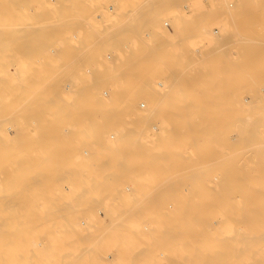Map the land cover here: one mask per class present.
Instances as JSON below:
<instances>
[{"label":"rangeland","instance_id":"obj_1","mask_svg":"<svg viewBox=\"0 0 264 264\" xmlns=\"http://www.w3.org/2000/svg\"><path fill=\"white\" fill-rule=\"evenodd\" d=\"M61 1V3H57L58 5H63V7H64V4H65V1L63 0V2H64V4H62V0H60ZM83 1H86V3L85 2H83ZM116 1V2H115ZM131 1L132 0H67L66 2H67V4H68V8L66 7V11L68 12L69 10H70V13H71V17H69V19H68V17H66L65 18V21H66V23L64 22V27H63V30L64 29H66V30H64V33L66 34H62V35H64L63 37L61 36V38H59V40L58 39H55L56 37H57V31H55V29H58V28H62V27H52V24H54L53 22H52V20L54 21V18L52 17V16H54V13H55V11H54V13H53V9H55L56 10V8H58V7H54L53 6V4H55L54 2H55V0H1L0 1V11H2L0 14H2V13H4L3 14V16H1L2 18L4 17V19H0V24H3V25H0L1 27V29L3 30V31H5L4 33H2L3 35H1L0 37L2 38V36H3V39H1V41H0V49L3 51V52H5V51H10L11 53L13 52V55L15 56H13L14 57V59H11L10 61H11V63H12V68H11V70H12V72H15V70L19 73L18 75H17V72H15V74L14 73H12L11 72V74L10 75H8V76H1L0 75V84L2 85V86H0V128H1V130L3 131L2 133H4L3 135L1 134V132H0V140L2 141H0L1 143H0V150H2V152L0 153V155L2 156V154H4L6 151V153L4 154V155H6V156H8V159H3V160H6L7 161V163H9V159L11 160V162H12V159H13V162H12V164L13 165H11V167H10V169L12 168V166L13 167H15V168H18V169H16L15 170V172L13 171V169L11 170V172L9 173V168H8V170H6V167H4V169H1L0 168V177H1V180H4V182H1L0 181V183H1V185H0V195H1V197H0V199H1V201H0V204H2V205H0V214H2L1 216H0V221H1V223H5L8 227H10V229H12V228H16V227H20V226H22V225H26L27 223V225H31L30 227L29 226H26L27 228H29V230H27L26 231V229H23V230H25V232L24 233H22L21 231H20V235H16V241H13L11 238L13 237L12 235H10V234H6L5 236H4V240L7 242L6 243V248H5V250L7 251L8 249H10L11 247H10V245L8 246V244H16L18 247H20V248H18L20 251H30V250H39V249H32V248H36L37 247V245H36V243L37 242H46V241H49V238H47L46 236H48L47 235V233L49 232L50 234H52L53 235V233H54V235H56V234H58L57 236H61L58 232H57V230H55V231H52V230H50L49 231V227H50V225L48 226V224L47 223H50V221L48 220V218H47V216H45V215H49V214H53L54 215V213L52 212V213H49V212H47V211H50V210H52L50 207L52 206V208H53V205H51V203L53 204V203H55V201H53V200H50V201H48V198H44V199H46V200H44L42 197L43 196H39V194L37 195V196H39L41 199H43V201L41 200V201H39V198H38V201L36 200V199H34L35 198V195L38 193V191L36 190L37 189V183L39 182V181H41V179L43 180V178H47V175H48V178L46 179V181H45V179L43 180V181H45V183H42L43 184V186H44V189L46 188V190L47 191H42L43 190V187L42 186H40L41 184H40V182H39V184L40 185H38V186H40V188L42 187V189H40V188H38V190H39V192L41 193V194H44V193H54V195L55 196H58V198H60V199H64V196L66 197V195L67 194H65V193H68V191L70 192V193H68V195L67 196H69V198H71L70 196L72 195L71 193L73 192H75L76 194L78 193H80L82 190H75L74 188H76V189H83L84 187H86V186H89L88 185V183H87V180H86V169L87 168H85V160L87 159H85V156H86V154H87V151H86V149L87 148H89V146H91V145H88L87 144V141L89 140L88 138L90 137L89 136V134L88 133H86L85 131V134H84V136L87 134V136H89V137H87L86 138V136H85V138L87 139V141H86V139L83 137H80V136H83V134H81L80 135V129L82 130H85L84 128H85V126H84V123H85V117H86V112L88 113V112H90L89 110L91 109V112L93 113L94 112V114L95 115H97V117H98V121H97V126H98V128L100 129V131H102V133L103 134H105V136L102 134H99V138H100V142L101 143H98L99 145L100 144H102V146L100 145L96 150H95V153L97 152V154H98V151H99V156L98 155H96L95 156V159L94 160H96V159H98V161L100 162V161H108L109 159V161H113L114 159L115 160H117L116 159V157L117 156H120V153H118L117 154V150H116V147L119 149H123V147L125 146V148H124V150H122V151H125V150H127L128 151V146H130V145H126L127 143H125L124 144V146H123V144H121L122 143V141L123 140H125V136L122 138V136H123V133L122 132H124L125 130H126V128H125V130L123 131V129H124V127H125V125L123 126V123H124V121H125V123H126V118H123V116L122 115H120V112H121V109L120 110H117V108H115V105L114 106H111V108H107V106H102V104L100 105V106H102L103 108L105 107V108H107L106 110H104L102 107L100 108V106L98 105V107L96 106V108H98L97 109V111H96V109L95 110H93L92 111V108H89L88 106H90V105H87L86 104V94H93V95H99L100 97H102L103 95H105V93L107 94V92H104L105 90V88L104 87H106V86H104L103 84H101V88H100V91H96V89L93 87V85H92V83H93V79H91V78H89L90 77V74L88 75V73L85 71L84 72V67H85V65H86V61L84 62V60H82L83 58L86 60V53L89 51V48H90V50H92V49H98L97 51H100V55H101V57L103 58V61L104 62H106L107 64H106V66L109 64V63H112L111 65L112 66H115L114 65V63L116 64L118 61H119V59H118V57H116V53H114L115 51H114V49L116 50V48L118 47H116V45L118 44V38H119V36H120V31H122V33H123V30L121 29V27H117L118 25H116V23H115V21H111L110 19H106V16H102L101 18H103V19H101L99 16H101V13L102 12H106V13H108L109 12V10H110V12L109 13H112L111 11H113L114 10V12L113 13H115L116 11H120L123 7H127L128 9H130V5H132L133 3H136L138 0H134V1H132V3H131ZM140 1H142V0H139L138 2H140ZM183 1V0H182ZM218 3H220V5H221V8H220V14H219V16H217L212 22H211V27H209V37H208V39L205 41V42H203L202 44H198V43H187V44H185L186 46H185V48H182V49H184L183 51L185 52L184 53V59H182L180 62H179V60H177V61H175V59L174 60H172V55H170L171 57H170V59H169V56L167 57V59L165 60H159V61H162V62H164L165 63V65H167V66H165L164 65V63H162L160 66H159V64H160V62L159 61H156L155 63H153L152 65H151V67H154V68H151V67H149L148 68V70H147V73L148 74H151V80L150 81H152L151 83H152V85H154L153 83H155V86L157 87V88H160V89H162V90H166V89H168V93L169 92H171V91H173L174 89H173V83H174V81H177L178 83L180 82V76L181 75H186L188 78H189V81L191 82V85H193L194 86V88H193V90H194V95H193V97H194V99H198V101L199 102H197V105H199L198 107L199 108H201L202 110H195L194 111V115H192V122L194 123V125H195V129H193V131H192V135L190 136V137H188V138H186V139H183V137H179V139L178 140H174L173 141V146L178 150V152L177 153H180V154H182V156H181V161H182V163H183V165H184V167H183V165L182 166H180V168L179 169H177L174 173H171V176L172 177H170V179L174 182V183H168L169 185H171V186H173V187H178V188H180V187H186V190L187 191H184L185 193H187L188 192V190H190V189H188L187 187H191V189L194 187H208V188H210V189H212V192L214 193L213 194V201L214 202H216V204L214 203L213 205H212V207H211V210H214V211H211V210H209V213H213V215L211 214V217L208 215V220L210 219V222H207L208 220L205 218V222H203V224L202 225H205L204 223H212V224H214L213 226H212V224H207L208 225V228H209V226L212 228H219V227H228L229 228V230H228V235H229V239L231 240V237L233 236V235H235L234 237H235V241H237V242H240V240L242 241V239H241V237H242V232L240 233V231L239 230H241L242 231V226H243V224H245V221H244V218H245V214H246V212L248 213V211H250L248 214H254L255 212H258L259 211V206H257V202L259 201V199H260V201L258 202V204L260 203V202H262V199H264V193H263V189H264V180H262V179H264V26H263V24L260 22V21H257V19H258V16H257V11L256 12H254V8H256L257 7V5H264V0H236L237 1V3L234 5V6H230L229 5V1L230 0H216ZM59 2V1H58ZM90 2V3H89ZM110 2V3H109ZM124 3L125 5H123V6H121V3ZM127 2V3H126ZM180 2V3H179ZM53 3V4H52ZM77 3V4H76ZM93 3V4H92ZM95 3V4H94ZM105 3V4H104ZM109 3V4H108ZM120 3V4H119ZM24 4H25V6H24ZM57 4H55V6H58ZM71 4V5H70ZM89 4H90V6H92L91 8H90V6H89ZM116 4V5H115ZM177 4H179V7L180 8H182L181 6H180V4H181V1L179 0L178 1V3ZM70 5V6H69ZM104 5H106V6H104ZM118 5H120V6H118ZM222 5L224 6V7H222ZM238 5V6H237ZM53 6V7H52ZM113 6V7H112ZM117 6H118V8H117ZM236 6H237V8H236ZM2 7V8H1ZM82 7V8H81ZM83 7L85 8V9H83ZM120 7H121V9H120ZM60 8H61V6H60ZM101 8V9H100ZM112 8H114L113 10H112ZM253 8V9H252ZM119 9V10H118ZM124 9H126V8H124ZM252 9V10H251ZM6 10V13L4 12ZM47 12H46V11ZM91 10V11H90ZM96 10V11H95ZM98 10V11H97ZM116 10V11H115ZM9 11V12H8ZM23 11H25L26 12V14H25V12H24V14H22V12ZM40 11V12H39ZM49 11V12H48ZM101 11V12H100ZM20 12H21V14H20ZM38 12L40 13V15L38 14ZM42 12H44V14L42 13ZM51 12H52V14H51ZM93 12V13H92ZM95 12H98L100 15H97L96 16V14H94ZM105 12L103 13L104 15H105ZM164 12H166V11H164ZM164 12H162V14L164 13ZM10 13V14H9ZM14 13V14H13ZM15 13H16V15H15ZM17 13H19V14H17ZM42 13V14H41ZM47 13V14H46ZM69 13V12H68ZM72 13L74 14V15H72ZM77 13V15H83L82 17L80 16V18L77 16V15H75ZM107 14V15H109L110 16V14ZM112 13V14H113ZM169 13H170V11H169ZM168 13V11H167V14L166 13H164V17H162L163 19H168L169 17H171L170 16V14ZM222 13H223V15H227V14H230L228 17H231V16H233V18L235 17V19L237 20V21H239V22H245V21H250V24H251V27H230L229 25V27H224V25H226L227 23H226V21H225V17H223V16H221L222 15ZM253 13V14H252ZM28 14V15H27ZM94 16H93V15ZM102 14V15H103ZM169 14V15H168ZM239 14V15H238ZM249 16H248V15ZM9 15V16H8ZM17 15H19V19H18V16ZM24 15H26V16H28V17H25ZM29 15H31L32 17L30 18V16ZM48 15V16H47ZM86 15H87V17H86ZM91 15V16H90ZM167 15H168V17H167ZM241 15V16H240ZM7 16V17H6ZM41 16V17H40ZM44 16V17H43ZM92 16L93 17H98V18H100L99 19V21H98V18L96 19H92ZM23 17V18H22ZM25 17V18H24ZM49 17L51 18H53L51 21H50V19H49ZM74 17V18H73ZM77 17V18H76ZM242 17V18H241ZM6 18H8V21L9 22H7V20H6ZM20 18H21V20H20ZM43 18V19H42ZM82 18H84V19H86V20H84V19H82ZM87 18H89V22L87 21ZM240 18V19H239ZM25 19V20H24ZM71 19V20H70ZM74 19L76 20V19H81V20H78V21H83V23H81V22H79L78 23V21L76 20V22L74 21ZM256 19V21H254V20ZM69 20H70V22L71 21H73V23L71 22H69ZM94 20V21H93ZM101 20V21H100ZM107 20V21H106ZM170 20V19H169ZM240 20H242V21H240ZM253 20V21H252ZM1 21H3V23L1 22ZM18 21H19V23H18ZM23 21V22H22ZM48 21V22H47ZM91 21H93V23L91 22ZM96 21V22H95ZM5 22H6V24H5ZM42 22H43V24H42ZM49 22H51V24L49 23ZM85 22H87V23H85ZM90 22H91V24H90ZM99 22V23H98ZM101 22V23H100ZM107 22V24H105ZM113 23V25L115 26V27H113V25H111L112 23ZM9 23V24H8ZM11 23H13V25L11 24ZM31 23H33V26H32V24ZM44 25V27L41 25ZM78 25H76V24ZM80 23H81V25L83 24V25H85V27L84 26H80ZM97 23V24H96ZM104 23V24H103ZM109 23V24H108ZM170 23H171V21H170ZM20 24V25H19ZM21 24L23 25V31L25 30V32H24V35H23V37H24V39L23 38H21V36L19 35V33H20V29H21ZM49 26H48V25ZM69 24H70V26H69ZM118 24V23H117ZM172 24V23H171ZM246 24V23H245ZM255 24V25H254ZM31 25V26H30ZM39 25H41V26H39ZM88 25V26H87ZM107 25V26H106ZM260 25H262L261 27H260ZM2 26H4V27H7L6 29L8 30V31H6V30H4L5 28H2ZM33 28V31L34 30H38V32L41 34V29L40 28H42L43 29V31L45 32L46 31V35H40V37H42L43 38V40L42 41H39L38 43H35L34 44V42L32 43L31 42V40H28L27 38H29V39H31L32 37H31V35H30V37L28 36L29 35V32H32V30H31V28ZM37 28H36V27ZM80 26V27H79ZM93 26H95L94 27V29H93ZM171 26V25H170ZM218 26V28L220 29V32L219 33H216V32H214V27H217ZM253 26V27H252ZM9 27V28H8ZM14 29H13V28ZM18 27H20V28H18ZM29 27L30 28V30H29V28L27 29V28ZM83 27V28H82ZM89 27V28H88ZM90 27H92L91 29H92V32L94 31V34H95V36L92 34V32H89V31H91L90 30ZM108 27V28H107ZM17 28V29H16ZM45 28V29H44ZM49 28H50V30L52 31V32H50V30H49ZM85 28V29H84ZM113 28V29H112ZM119 28H120V30H119ZM144 28V27H143ZM169 27H167L166 28V30H168V31H170V30H176V29H178V28H180V27H170L169 29H168ZM261 28V29H260ZM1 29H0V32H1ZM9 29H11V30H9ZM19 29V30H18ZM28 31H27V30ZM40 29V30H39ZM46 29H48V30H46ZM54 29V30H53ZM87 29H89L88 30V33L90 34H88L87 33ZM146 29V28H145ZM145 29L143 30V33L145 32ZM212 31H211V30ZM19 31V33H18V31ZM22 30V29H21ZM62 30V29H61ZM59 31V32H62V31ZM86 31V33H85V31ZM119 30V31H118ZM165 30V29H164ZM173 30V31H174ZM261 30H262V33H261ZM10 31V32H9ZM43 31H42V33H43ZM97 31V32H96ZM113 31V32H112ZM118 31V32H117ZM250 31H251V33H250ZM22 32V31H21ZM50 32V33H49ZM55 32H56V34H55ZM77 32V33H76ZM112 34H111V33ZM116 32V33H115ZM254 32V33H253ZM74 33H76L77 35L76 36H74L75 34ZM82 33V34H81ZM113 33H115V35L117 34V36L118 37H114L113 36ZM120 33V34H119ZM254 35H253V34ZM38 34V33H37ZM44 34V33H43ZM52 34V35H51ZM53 34L54 35H56V37L54 38V36H53ZM79 34V35H78ZM84 34V35H83ZM112 35V36H110V35ZM212 34V35H211ZM259 34V35H258ZM5 35V36H4ZM9 35V36H8ZM39 35V34H38ZM94 36V38H93V36ZM145 35V36H144ZM144 35H142L143 36V40H147L146 38H148V36L144 33ZM243 35H245V36H243ZM248 35V36H247ZM35 36H36V33H35ZM35 36H33V39H34V37ZM44 36V37H43ZM59 36V35H58ZM82 36H84V37H82ZM86 36V37H85ZM92 36V37H91ZM98 36V37H97ZM102 36L104 37V39L102 38ZM243 36V37H242ZM259 36V37H258ZM6 37V38H5ZM26 37V38H25ZM39 36H37V37H35L36 39L38 38ZM48 37H50V38H48ZM74 37V38H73ZM76 37H78V39L76 38ZM100 37V38H99ZM42 38H39L40 40L42 39ZM52 38H54V39H52ZM65 38V39H64ZM83 38V39H82ZM90 38V39H89ZM107 38V39H106ZM111 38H112V41H111ZM145 38V39H144ZM251 38V39H250ZM257 38H259V39H257ZM21 39V40H20ZM75 39V40H74ZM81 39L82 40H85L86 42L84 43L83 42V45L85 44V47L84 48H86V46H87V48H88V51H87V48L85 49L86 51L84 52V50L81 48V47H83L82 46V41H81ZM87 39V40H86ZM94 39V40H93ZM97 39V40H96ZM99 39V40H98ZM102 39V40H101ZM114 39V40H113ZM260 39H263V41L261 40L260 41ZM77 40V41H76ZM101 40V41H100ZM259 40V41H258ZM37 41H38V39H37ZM62 41V42H61ZM88 41V42H87ZM93 41H95V42H93ZM115 41V42H114ZM208 41V42H207ZM25 42V43H24ZM109 42V43H108ZM28 43H31V44H28ZM41 43V44H40ZM53 43V44H52ZM56 43V44H55ZM90 44V45H88V44ZM26 44V45H25ZM33 44V45H32ZM47 44L48 45H50V46H47ZM52 44V45H51ZM76 44V45H75ZM78 44V45H77ZM116 44V45H115ZM22 45H25V46H22ZM36 45V46H35ZM41 45V46H40ZM202 47H201V46ZM28 47V49H27V47ZM35 48H34V47ZM38 46V47H37ZM53 46H55V47H53ZM74 46H75V48H77V46H79L77 49H74ZM81 46V47H80ZM93 46H95V47H92ZM97 46V47H96ZM189 46V47H188ZM23 47H24V50H23ZM33 47V48H32ZM49 47H50V49H49ZM52 47H53V49H52ZM102 47V48H101ZM19 48H20V50L21 51H24V54L26 53V51L28 52L29 50H30V54L29 53H27L26 54V57H24L23 56V59H24V64H22L23 66H24V68H22V70L20 69H18L17 70V68H16V65L18 66V67H21V66H19L20 65V63H19V60L17 59V58H20L19 57V55H18V53H20V56L22 55L21 54V52H18V51H20L19 50ZM36 48H38V50L36 49ZM80 48V49H79ZM196 48L199 50V48H200V52L201 53H199V51H197L196 50ZM256 48H257V50H256ZM27 49V50H26ZM34 49H36V52H35V50ZM45 49H46V51H45ZM49 51H48V50ZM100 49V50H99ZM32 50V51H31ZM33 50H34V52H33ZM62 51V53L64 54V56L60 53L61 51ZM71 50V51H70ZM81 50H83L82 51V54H81ZM119 50V48L117 49V51ZM232 50H233V52H232ZM236 50V54H234V51ZM42 51V52H41ZM44 51V52H43ZM69 53H68V52ZM73 51H75V52H78L79 51V54H81L80 56H82L83 58H81L80 56H79V58H76V57H78L77 55H79L78 53H74ZM224 52V51H226V54H229V56L230 57H232L233 59H236V61H237V59H240V61H242L243 62V64H241L240 65V67H238V68H236V70H234V72H233V70L232 69H230V68H228L227 66H223L222 65V63H220V60H221V58L222 57H220L219 58V55H220V53H222V52ZM252 51V52H251ZM32 52V53H31ZM39 52V53H38ZM67 52V53H66ZM72 52L74 53V55L76 56L75 58L77 59V61H76V59L74 58V60H72V58L74 57V55H72L71 56V54H72ZM108 52V53H107ZM114 53L113 55L112 54H110V53ZM260 52V53H259ZM23 53V52H22ZM36 55H35V54ZM37 53H38V55H37ZM65 53L67 54L66 55V57H65ZM85 53V54H84ZM102 53V54H101ZM9 55H12V54H10V53H8ZM29 54V55H28ZM34 55V56H32V55ZM69 54V55H68ZM105 54V55H104ZM107 54V55H106ZM108 54H110V56H108ZM203 54V55H202ZM18 55V56H17ZM41 55V56H40ZM198 55H200V56H198ZM51 58H50V57ZM71 58H70V57ZM113 56V57H112ZM118 56V55H117ZM202 56H205V58H204V60L202 61L201 60V58H202ZM10 57H12V56H10ZM12 57V58H13ZM47 57H48V59H47ZM198 57H199V59H198ZM50 58V59H49ZM68 58V59H67ZM81 58V59H80ZM213 58H215V59H213ZM21 59H22V56H21ZM30 59V60H29ZM39 59V60H38ZM42 59V60H41ZM54 59V60H53ZM109 59V60H108ZM112 59V60H111ZM114 59V60H113ZM118 61H117V60ZM68 60H69V63H68ZM170 60V61H169ZM246 60V61H245ZM19 63V65H18V63ZM53 61V62H52ZM74 61V62H73ZM80 61V62H79ZM111 61H113V62H111ZM117 61V62H116ZM168 61V62H167ZM175 62V63H173V62ZM210 61L211 62H213L214 64H210ZM26 62V63H25ZM70 62H72V63H70ZM166 62H167V64H166ZM171 64H170V63ZM246 62H248V63H246ZM17 63V64H16ZM31 63H32V65H31ZM73 63L76 65H74L75 66V68L73 67ZM77 63V64H76ZM80 64V66H81V68H83V69H81L80 67H79V64ZM156 63H159L158 65H156ZM172 63H173V66H172ZM28 64V65H27ZM245 64V65H244ZM71 65V66H70ZM82 65L84 66V67H82ZM110 64L107 66L108 68H110V66H111ZM156 65V66H155ZM220 65H222L221 66V71H219L218 70V67L220 66ZM242 65L243 66H246V67H242ZM250 66V67H252V68H250V70H248L249 68H248V66ZM22 66V67H23ZM60 66H61V68H60ZM69 66H70V68H69ZM111 66V67H112ZM161 66H165V67H168V68H164V67H162L161 68ZM175 66V67H174ZM36 67V68H35ZM42 67V68H41ZM255 67L257 68V69H255ZM259 67V68H258ZM263 67V68H262ZM39 68H41V69H39V72L37 71ZM53 68V69H52ZM79 68V69H78ZM171 68V69H170ZM248 68V69H247ZM32 69V70H31ZM43 69V70H42ZM60 69V70H59ZM78 70L77 72H76V70ZM151 69H152V71H151ZM244 69H247L248 71H246V70H244ZM14 70V71H13ZM42 70V71H41ZM52 70V71H51ZM70 70V71H69ZM75 70V71H74ZM83 70V71H82ZM252 70V71H251ZM256 70H258V71H256ZM26 71V73H24ZM30 71H31V73H30ZM35 71V72H34ZM149 71V72H148ZM151 71V72H150ZM250 71H251V73H250ZM49 72H50V74H49ZM53 72V73H52ZM74 72V73H73ZM82 74V75H84V77L80 74V73ZM262 72V73H261ZM23 74V76H22V74ZM70 73H73L74 74V76L72 75V74H70ZM77 73L79 74V75H77ZM84 73V74H83ZM86 73V74H85ZM233 73V74H232ZM30 74V75H29ZM33 74V75H32ZM147 74V75H148ZM17 75V76H16ZM51 77H50V76ZM70 75H72V76H70ZM82 77H81V76ZM217 75H219V76H217ZM31 76V77H30ZM33 76L35 77V78H33ZM53 76V77H52ZM77 76H80V77H77ZM38 77V78H37ZM47 77H49V78H47ZM148 77H150V76H148ZM30 78V79H29ZM39 78H40V80H39ZM34 79V80H33ZM37 79V80H36ZM46 79V80H45ZM23 80V81H22ZM76 81V84H75V81ZM159 80H161L163 83L162 84H158L159 82H157V81H159ZM2 81V82H1ZM21 81H22V83H21ZM27 83H26V82ZM32 81H33V84H32ZM39 81V82H38ZM40 81H41V83H40ZM19 82V83H18ZM37 82V83H36ZM79 82H80V84H79ZM157 82V83H156ZM30 83V84H29ZM70 83H74V85H69ZM10 84H11V86H10ZM26 84V85H25ZM40 84H43V85H40ZM157 84V85H156ZM18 85V86H17ZM25 86V87H28V88H25V90H24V88H22V86ZM77 85V86H76ZM78 85H80V86H78ZM37 86V87H36ZM154 86V87H155ZM2 87H4V88H2ZM12 87V88H11ZM15 87H17V88H15ZM19 87V88H18ZM21 87V88H20ZM34 87V88H33ZM82 87V88H81ZM7 88H8V90H7ZM14 88V89H13ZM30 88V89H29ZM38 88V89H37ZM43 88V89H42ZM1 89H2V91H1ZM5 89V90H4ZM17 89V90H16ZM21 89H23L24 90V92H26V90H31L32 92H33V95H32V92L30 91V93H28L29 92V90L27 91V94L26 93H24L23 92V90L21 91ZM35 89V90H34ZM80 89V90H79ZM11 90H13V92H11ZM10 93H9V92ZM39 91V92H38ZM40 91H41V93H40ZM46 91V92H45ZM175 91V90H174ZM200 92V95H198L197 94V92ZM166 92V91H165ZM14 93V94H13ZM20 93H21V95H20ZM168 93H164V95L166 96V97H170L171 96V94H168ZM3 94V95H2ZM8 94H11V95H8ZM39 94H40V96H39ZM148 94H149V92H148ZM148 94H142L139 98H138V100L139 101H141V99L142 100H147L146 102H148V97L146 98V95H148ZM5 95V96H4ZM6 95L8 96L7 98H5L6 97ZM36 95V96H35ZM178 96H180L179 94H177ZM178 96H175L176 98L178 97ZM39 97V98H38ZM3 98H5V99H3ZM17 98H18V100H17ZM34 98V99H33ZM36 98V99H35ZM42 98V99H41ZM146 98V99H145ZM14 99V100H13ZM30 99V100H29ZM13 100V101H12ZM9 101V102H8ZM12 101V102H11ZM15 101V102H14ZM23 101H24V103H23ZM26 101H28L27 103H26ZM32 103H31V102ZM35 101H37V102H35ZM40 101H43L42 103L40 102ZM7 102V103H6ZM21 102V103H20ZM6 103V104H5ZM35 103V104H34ZM39 105H41V107H40V105L39 106H37V104ZM139 102H136V105L134 106H132V108H130L131 110H134V111H137L138 112V110H140V109H138V108H136V107H138L137 106V104H138ZM2 104H3V106H2ZM19 107L20 106V104H23V105H21L19 108L16 106V105ZM27 104V105H26ZM169 106H171V107H176V106H179V107H181L182 106V104L181 103H177V102H175V103H167ZM5 105V106H4ZM37 106V108H35V106ZM87 105V106H86ZM146 105H149V103H146ZM197 105H195L196 107H197ZM29 106V107H28ZM31 106V107H30ZM34 106V107H33ZM13 107V108H12ZM44 107V108H43ZM57 107V108H56ZM87 107V108H86ZM91 107H94V106H91ZM109 107V106H108ZM182 107H186L187 108V106H185L184 104H183V106ZM115 109V111H113V110H111V109ZM210 108V109H209ZM219 108V109H218ZM220 108H222V109H220ZM225 108V109H224ZM12 109H13V111H12ZM18 109H21V110H18ZM25 109V110H24ZM58 109V110H57ZM87 109H89L88 111H87ZM101 109H103V110H101ZM213 111H212V110ZM260 109H262V110H260ZM31 110V111H30ZM100 110V111H99ZM111 111V113H110V111ZM260 110V111H259ZM42 111V112H41ZM104 111V113H102ZM119 111V113L117 114V112ZM202 111V112H201ZM206 111V112H205ZM211 111V112H210ZM42 113V114H40V113ZM44 112V113H43ZM106 112H108L109 114H106ZM112 112H116L115 114H113L112 116H111V114H112ZM187 112H188V110H187ZM201 113V114H199L198 115V113ZM204 112V113H203ZM14 113H16V114H14ZM19 113L21 114V115H19ZM58 114V113H60V114H58V115H56V114ZM102 113V114H101ZM122 114H123V110H122V112H121ZM125 113H126V111H124V115H125ZM197 113V114H196ZM205 113H207V114H205ZM213 113H215L216 114V116H214V114ZM221 113V114H220ZM241 115H240V114ZM100 114H101V116H100ZM116 114L118 115V117L116 116ZM205 114V116L203 117V115ZM213 115V117H212V115ZM255 114H257V115H255ZM42 117H41V116ZM54 115H55V118H54ZM103 115V116H102ZM197 115L199 116V117H197ZM236 115H238V116H236ZM19 116V117H18ZM61 116V117H60ZM105 116H107V117H105ZM112 117V118H110V117ZM116 118H115V117ZM120 116H122L121 117V120H124L123 121V123H122V121L120 120ZM208 116V117H207ZM236 116V117H235ZM243 116V117H242ZM248 117V118H246V117ZM258 116V117H257ZM105 117V118H104ZM109 117V118H108ZM124 117H126V116H124ZM201 117V118H200ZM210 117H211V119H210ZM239 117V118H238ZM242 117V118H241ZM257 117V118H256ZM57 118H58V120H57ZM101 118V119H100ZM104 118V119H103ZM107 118V119H106ZM114 118V119H113ZM123 118V119H122ZM150 118V120H156V122L158 121L159 122V116L157 115V113H154V114H152V116L151 117H149ZM149 118H147V119H145V120H147L148 122H150L149 124L146 122V121H144V122H146V126L144 125V130H147V131H145V132H148V133H145V134H153L154 133V131L156 132V130H158V129H155V128H148L147 126H150V124H152V123H154L155 122V120L154 121H150L149 120ZM152 118V119H151ZM158 118V119H157ZM200 118V119H199ZM214 120H213V119ZM234 118H236V119H234ZM245 120H244V119ZM251 118V119H250ZM17 119H18V121H17ZM42 119H43V121H42ZM59 119H60V122H59ZM198 119L200 120V121H198ZM203 119V120H202ZM210 119V120H209ZM218 119V120H217ZM234 119V120H233ZM242 121H241V120ZM250 119V120H249ZM37 120V121H36ZM39 120V121H38ZM202 120V121H201ZM229 120V121H228ZM230 120L232 121V122H230ZM244 120V121H243ZM249 120V121H248ZM255 121L254 123H253V121ZM257 120V121H256ZM43 122L42 124H41V122ZM49 121H50V124H49ZM55 121V122H54ZM197 121V122H196ZM212 121V122H211ZM228 121V122H227ZM238 121L240 122V123H238ZM248 121V122H247ZM259 121V122H258ZM263 121V122H262ZM40 122V123H39ZM54 122V123H53ZM213 123V128L215 129V130H213V129H211V124ZM3 123V124H2ZM20 123V124H19ZM58 123H60L59 125H61V126H59L58 128H64V130H65V133L61 130V129H57L56 127H54V126H58L57 124ZM113 123L114 124H116L115 126L113 125ZM118 123H119V125H118ZM121 123V124H120ZM216 125H215V124ZM238 125H237V124ZM248 123L250 124V125H248ZM13 124V125H12ZM35 124L37 125V126H35ZM41 124V125H40ZM45 124V126L43 127V128H41L40 126H43ZM228 124H230V125H228ZM242 124V125H241ZM246 124V125H245ZM40 125V126H39ZM50 125V126H49ZM114 127H113V126ZM199 125V126H198ZM3 128H2V127ZM38 126H39V130L40 131H42L43 133H44V131L46 130H48V132H46L45 131V135L44 136H46L47 134H50V136H51V138H52V140H51V138H50V136H47V137H44V136H42V134H41V132L40 133H38L36 130L38 129ZM120 126V127H119ZM207 126H209V127H207ZM228 126V127H227ZM231 126H232V128H231ZM239 126V128H237ZM19 127H21V128H19ZM111 127H113V128H111ZM244 127V128H243ZM262 127V128H261ZM35 128H36V130H35ZM53 129V132L52 133H50L52 130L51 129ZM62 128V129H63ZM122 129V131H121V129ZM206 128V129H205ZM228 128H229V131H228ZM231 128V129H230ZM235 128H237V129H235ZM43 129H45V130H43ZM50 129V130H49ZM56 129V130H55ZM111 129V130H110ZM113 129V130H112ZM149 129V130H148ZM204 129H205V131H204ZM209 129V130H208ZM219 129V130H218ZM220 129H221V131H220ZM241 129V130H240ZM245 131H244V130ZM61 130L62 131V133H61V131L59 132V131ZM106 130V131H105ZM115 130V131H114ZM119 130L121 131V138H119L120 137V133H119ZM154 130V131H153ZM208 132H207V131ZM231 130V131H230ZM238 130V131H237ZM243 130V131H242ZM250 130H252L251 132H250ZM263 130V131H262ZM34 131V132H33ZM36 131V132H35ZM54 131H56L57 133H54ZM80 131V132H79ZM103 131H105L107 134H109V132H111L112 133V131L113 132H115L114 134L116 135V137H115V135H114V137H112L110 134L108 135V136H106V133H104ZM108 131V132H107ZM118 131V132H117ZM211 131V132H210ZM215 131H216V134H215ZM217 131H218V133L220 134H218L217 133ZM232 131H233V133H232ZM84 132H81V133H84ZM153 132V133H152ZM209 132H210V135H209ZM230 132V134L229 135H226L227 133H229ZM240 132V133H239ZM242 132H245V133H242ZM260 132H262V133H260ZM11 133V134H10ZM54 133V135H51V134H53ZM60 133V134H59ZM212 133H214L213 135H212ZM63 134V135H62ZM202 134V136H200ZM218 134V135H217ZM239 134V135H238ZM243 134H245V135H243ZM11 137V140H9V136ZM32 135V136H31ZM41 136V139L42 140H45V141H43L42 142V140H39L40 139V136ZM56 135V137H54ZM60 135L61 136H64L65 137V139H64V141H63V137H61V139H60ZM80 135V136H79ZM215 135L216 136H218V137H215ZM242 135V136H241ZM260 135H263V136H260ZM2 136V137H1ZM17 137V139H16V137ZM55 138V139H57V140H55V142H54V139H53V137ZM109 136H111L112 138H110V139H108L107 137H109ZM228 136V137H227ZM239 136H241V137H239ZM250 136H252L253 138H251ZM257 136V137H256ZM9 137V138H8ZM15 139H14V138ZM35 137H36V139H38V141H36V139H35ZM49 137V138H48ZM82 138V139H80V138ZM105 139V141L103 140V138ZM118 137V138H117ZM250 137V138H249ZM7 138V139H6ZM36 141H34L33 139ZM47 140H49V141H47V143H49V145H46V139ZM98 138V137H97ZM98 138V139H99ZM102 138V139H101ZM236 138V139H235ZM240 138H242V139H240ZM247 138V139H246ZM7 141H5V140ZM13 139V140H12ZM85 139V140H84ZM113 139V140H112ZM119 141V143L116 141ZM123 139V140H122ZM231 140V139H233L232 141H229V140ZM246 139V140H245ZM256 139V140H255ZM8 140L10 141V143H8ZM51 140V141H50ZM61 141V144H58L59 143V141ZM102 140H103V143H102ZM121 140V141H120ZM243 140H245V142L243 141ZM4 141V142H3ZM14 141V142H13ZM30 141H32L31 143H30ZM41 141V143H44L45 145H46V147H39V146H41V143H39ZM57 141V142H56ZM62 141H63V143H62ZM107 141L109 142V143H107ZM114 141H116L115 143H114ZM254 141V142H253ZM12 142V143H11ZM38 142V143H37ZM51 142H52V144H51ZM110 142H112V143H110ZM124 142V141H123ZM229 142V143H228ZM232 142H233V144H232ZM238 142V143H237ZM241 142V143H240ZM250 142V143H249ZM261 142V143H260ZM3 143H5V144H3ZM9 145H8V144ZM54 143L55 144H57V146H60L59 148L58 147H56V145H54ZM243 143H246L245 145H243ZM250 145H249V144ZM252 143V144H251ZM38 144H40L39 146H38ZM50 144L52 145V147L55 149V150H53V151H49L50 149H48L47 147L49 146V147H51L50 146ZM104 144V145H103ZM105 144L106 145H110V146H105ZM113 144V145H112ZM119 144H121V147L120 146H118ZM230 144V145H229ZM22 145V146H21ZM36 145H37V147H36ZM45 145H43L42 144V146H45ZM227 145H229L228 147H227ZM246 145H248L249 146V148H247L248 146H246ZM255 145H257V146H255ZM260 145H261V147H260ZM2 146V147H1ZM7 146H10V147H7ZM31 146H34V147H31ZM158 145L157 144H155V143H152V142H149V141H145L144 143H142L141 145H140V147H142V148H140V149H148V148H156ZM231 146V147H230ZM236 146V147H235ZM246 146V147H245ZM6 148V150H4L5 148ZM87 147V148H86ZM102 147V148H101ZM106 147V148H105ZM109 147V148H108ZM112 147V148H111ZM243 147H245V148H243ZM256 147H257V149H256ZM2 148H4V149H2ZM11 148V150H9V149ZM37 149V151L36 150H34V149ZM39 148H41V149H43V150H41L43 153H40V150L38 151V149ZM45 148H47V151L48 152H46V149ZM101 148V149H100ZM115 148V149H114ZM229 148V149H228ZM238 148H240V150H241V152H240V150H238ZM253 150V151H251V149ZM258 148H260V149H258ZM8 149V150H7ZM32 149H33V151H32ZM57 149H59V151L57 150ZM98 149H100V150H98ZM157 149V148H156ZM247 149V150H246ZM254 149H256V150H258V152L259 153H257L256 152V150H254ZM4 150V151H3ZM24 150H25V152H24ZM98 150V151H97ZM121 150H119L120 152H121ZM231 150V151H230ZM249 150V151H248ZM262 150V151H261ZM15 151H16V153H15ZM19 151V152H18ZM35 151V152H34ZM61 151V152H60ZM89 151H90V153H89V155H88V157H89V159H92V158H94V156H93V154L91 155V153L92 152H94V151H92V147L91 148H89ZM88 151V152H89ZM92 151V152H91ZM127 151H126V153H127ZM200 151V152H199ZM230 151V152H229ZM236 151V152H235ZM244 151V152H243ZM246 151H248V154L246 153ZM4 152V153H3ZM24 152V153H23ZM31 152V153H30ZM32 152L34 153L33 155H34V157H33V155H32ZM56 152H58V153H60V154H62V155H60V154H58V155H60V156H56L57 154H56ZM149 151H145V152H143V153H148ZM232 152V153H231ZM240 152V153H239ZM18 153L20 154V155H18ZM27 153V154H26ZM30 153V154H29ZM49 155H48V154ZM52 153H54L53 155H52ZM125 152H123V153H121V155L122 154H124ZM187 154V153H189L190 155H192V156H197V157H195L194 159H193V162H192V164H190V163H187V160H186V158H184L183 157V155L184 154ZM258 154V156H256V154H255V156L253 155V154ZM260 153H262L261 154V156H260ZM16 154V155H15ZM23 154V155H22ZM24 154H26L27 156H25ZM41 155L42 157H43V155L42 154H44V157L43 158H41V156H40V158L37 156V155ZM199 154H201V155H199ZM230 154V155H229ZM234 156H233V155ZM23 157H22V156ZM32 155V156H31ZM91 155V156H90ZM117 155V156H116ZM240 155H243V156H240ZM247 155V156H246ZM252 156V158H251V156ZM14 156V157H13ZM19 156V157H18ZM20 156L22 157V158H20ZM28 156H29V158H28ZM56 156V157H55ZM97 156H98V158H97ZM114 156V157H113ZM124 156H125V154H124ZM201 156V157H200ZM228 156V157H227ZM249 156V159H250V161L247 159V157ZM253 156H254V158H253ZM11 157H12V159H11ZM87 157V156H86ZM91 157V158H90ZM108 157H110V158H108ZM112 157L114 158V159H112ZM200 157V158H199ZM229 157H231L230 159H229ZM236 158V160H235V158ZM258 157V158H257ZM261 157H262V159H261ZM15 158H17L16 159V161H15ZM31 158H32V160H31ZM33 158H35V159H33ZM36 158H37V160H36ZM108 160H107V159ZM242 158H244L243 160H242V162L240 161V159H242ZM25 159V160H24ZM40 159H42L41 161H42V163H43V159H44V161L45 162H47L46 164H43L42 166L40 165V164H42V163H39V162H41L40 161ZM198 160L200 163H201V165L200 166H198L200 163H198L197 164V162L198 161H196V160ZM19 160V161H18ZM28 161V164H25V162L27 163V161ZM35 160H36V163H37V161H38V164H36L35 163ZM58 161V165L59 166H62V167H59L58 168V166L56 165L55 166V164H54V161ZM88 160V159H87ZM253 160H255L254 162H253ZM256 160H257V162L259 163V162H261V163H263V165L261 164V163H259V165H257L258 163L256 162ZM21 162V164L22 163H24V165H22V166H24V167H22L21 165H20V163L18 164V162ZM31 161V162H30ZM97 161V160H96ZM138 162H141V161H143V163L145 162V160L144 159H140V160H137ZM239 161V162H238ZM3 162V161H2ZM1 159H0V165H1ZM14 162H15V164H16V166H15V164H14ZM33 162H34V164L37 166V169H38V172L35 170L36 169V166H34V164H33ZM44 162V163H45ZM247 162H249V163H247ZM250 162H252V163H250ZM3 163H6V162H3ZM7 163H6V165H7ZM186 163V164H185ZM237 163H239L240 164V166H238L239 164H237ZM10 164V163H9ZM68 164L69 165H73V166H75L74 167V169H69L68 168ZM203 164V165H202ZM235 164V165H234ZM26 165H27V167H29V168H27L26 167ZM38 165L39 166H41L42 168H40V167H38ZM44 165H47V167L46 166H44ZM231 165H232V167H231ZM245 165H248V166H246L245 167ZM255 165V166H254ZM261 165V166H260ZM8 167L10 166V165H7ZM33 166V167H32ZM112 166V165H111ZM110 166V167H111ZM237 166V167H236ZM257 166V167H256ZM20 167V168H19ZM26 167V169H27V171L28 172H30V173H28L27 171H26V169H24ZM46 167V168H45ZM55 167H57L58 169H56ZM197 167H199V168H197ZM238 167H240V169H238ZM247 167H250V168H248L247 169ZM23 168V169H22ZM30 168H31V170H30ZM39 168H40V170L42 169V170H45L46 172L47 171H49V172H47L46 174H45V172L43 171H39ZM45 168V169H44ZM255 168H257V170L255 169ZM22 169V170H21ZM253 169V170H252ZM254 169H255V171H254ZM114 170V169H113ZM243 170H245V171H243ZM250 170V171H249ZM251 170L253 171V172H251ZM2 171L3 172H5V173H2ZM7 171H8V173H7ZM24 171V172H23ZM26 171V172H25ZM34 171V172H33ZM112 171V170H111ZM111 171H109V172H111ZM115 171H117V170H115ZM127 171V170H126ZM237 171V172H236ZM247 171V172H246ZM257 171V172H256ZM14 172V173H13ZM19 172V173H18ZM22 172V173H21ZM33 172V173H32ZM42 172V173H41ZM100 172V171H99ZM108 172V171H107ZM130 172V173H129ZM129 174L126 172H124L123 171V173H122V175H123V178H122V175L120 174V172H118L117 174L119 175V177H118V175L115 177V175H114V171H113V173H111V174H107L108 175V178L110 179V178H113V177H115V178H113V179H115L116 180V182L118 183V180H119V182H123V184H121V183H119L118 185L117 184H115L116 182H113V185L115 184V185H117L119 188H118V190H120L121 192H123L124 193V189H125V187L127 188V186H125V184L126 183H129L130 184V187H131V189H134L133 191L132 190H130V188H128V189H126L125 190V193L124 194H128V196H130V195H132V194H135L133 197H128V200H126L125 199V202L122 200V202H124V203H121L119 206H118V204H119V202L118 203H116V205L113 207V200L112 201H110L111 200V198H109V196H107V194L109 195V192H107V190H105L106 192H104V190H103V192H104V194H102V195H100V193H102V191L101 192H99L97 195H95L96 193H94L93 191H91L92 193H94L93 195L96 197V199H95V197L91 194H89L90 195V199L88 200V202H86L87 204L86 205H84L83 206V203L85 202V201H83V198H86V196L85 197H82V193L79 195L81 198L79 199V200H81V201H79L78 200V198H79V196H77V200L79 201V203L80 202H82V204L81 205H78L77 203L78 202H76V201H74V202H76L74 205H72V207H70V208H67V210H69V212L67 213V216L65 215V211L66 210H63L64 211V215L66 216V217H68V219H70V220H72V222H77V221H79V222H81L80 220H82L83 218H82V216H81V214L83 215V216H86V218H89V215H91L90 213H88L89 211H91V209L90 210H88V207H90V205L91 206H93L92 207V211H93V208L96 206V208H98L99 209V211H97V209H95L94 208V210L95 211H93V215H91L90 217H95V215H97L98 213H99V215H101L102 214V217H98V215H97V217L95 218V220H91V218H89V219H87L86 220V218H84V220H86L87 222L84 224L83 222H81L80 223V225L81 226H83L84 225V227H88V228H85V230H84V228L82 227L81 228V230H80V232L82 233V234H84V232L86 231H88L87 232V234H89L90 232V230H91V232L92 231H95V235H93V233H90L91 234V236H87V234H84L85 235V237L83 236V235H81V233H80V235L81 236H83L81 239L79 238H77V236H74V237H72V236H70V230H69V228L68 229H65V230H63V236L65 237V239L63 240L62 239V241L63 242H65L66 244H70V245H66V247L65 246H60V245H62V244H60L59 245V243H60V241L57 239H55L57 242L55 243L56 245L58 244L59 245V247H58V245L55 247L54 246V248H59V249H61V251H64V250H72V249H76L75 251H76V254H79L82 250H83V248H85V247H83V246H89V248L88 249H90V245H94V244H96V241L99 239V241H97L98 243L96 244V245H99V244H102V245H99V246H97L99 249H101L102 247V249L101 250H98V254H96V255H99V256H95V254H94V256L95 257H93V258H91L92 256H90L91 254L93 255V251H95V253H96V251L97 250H92V249H94V247H92V249H91V254H90V251H88L87 250V252L86 251H82L83 252V258L82 257H80V262H82V263H80V262H78V263H80V264H96V263H100V262H98L99 260H100V258H101V256H103L101 259H107V257L109 258V260H112L113 258H115V256L117 255V253H118V251L120 250V248L122 247V246H124V241H132L133 240V243H134V245H132L133 247H134V249H135V251H136V249L138 250V247H136L135 248V246L136 245H140L139 247H141L140 249L142 250V247L143 246H145V243H147L148 244V242L149 241H146L147 239H149L150 240V243H149V245L151 244V243H154L155 241H157L158 243H156L155 242V244H157V245H160V247L158 246V248H155L156 246H155V244H152V247H151V249H153V251H151V253L153 252V254H155L154 255V258L152 259V260H156V261H152L150 258H148L147 260H151V261H147L146 262V264L148 263V264H153V263H158V264H165L166 262V260L168 261V259H170L171 260V256H169V258L167 259L166 257H168V255H167V252H168V250H167V245H166V243H167V239H165V238H163V233H162V229L164 228V225H163V219H164V217L166 216V213L165 214H163V215H161L162 217H159L160 218V221H158V223L159 224H162V226L163 227H161L160 226V228H162V229H159L160 230V232L162 233V235L160 236L159 234V238L157 239L156 238V236H153V237H155V239H157V240H155L153 237V239L155 240L154 242H151V240L153 241V239H151V237H149L150 235L152 236V234L155 232H152V230H154V228L157 226L156 225V223H157V218H158V214H157V211L155 212V211H153L152 210V205L149 207L148 206V202H150L149 203V205L150 204H153V203H155V200L157 199V198H155V197H160L159 195L161 194V197H160V201H158V199H157V202L155 203V204H157L158 203V205L160 204H162L163 206H161L162 208H166V206L168 207V205H169V202H170V204L172 205V207H171V205H169V207H170V209L171 210H176V208L178 209L180 206L179 205H175V204H177V203H180L181 204V202H182V200H180V198H181V196H179V195H181L182 193H180L179 191L181 190V192H182V190H185V189H178L179 191H178V193L176 192V188H174L175 189V192H174V190L173 189H171V192H170V194H168L167 192V194H165V192L164 191H158V190H156V193H154V192H151L152 194H147L146 192L148 191H146V190H144V191H146V192H142V191H137V190H135L137 187L139 188L140 186H138V183H139V185H142V180L140 179L141 177H139V179H140V181L138 180V179H136L135 180V182H133L131 179V177H135V178H137V176H133L135 173V171H133V170H129ZM132 172L134 173V174H132ZM188 172V173H187ZM241 172V173H240ZM12 173L14 174V176L12 175ZM16 173H17V175H16ZM24 173V174H23ZM30 174H36L35 176H37V177H35L34 178V176H32L33 178H34V180L36 179V178H38V179H40V180H38L37 179V181H36V186H33L32 184H35V183H33V182H35V181H31L32 180V177H30L31 178V183H30V181L28 180L29 179V175ZM101 173V172H100ZM106 173V172H105ZM166 174V171H163L162 170V172L161 173H156V175L154 176V177H150V181H151V183H153V185H155L156 187H159V186H163L164 188H165V186L166 187H168V185H166L167 184V181H166V176H165V174ZM239 173H240V176L241 177H243V179L239 176ZM244 173V174H243ZM253 173H254V175H253ZM2 174V175H1ZM7 174V175H6ZM19 174V175H18ZM20 174H22V175H20ZM28 176H27V175ZM41 174H44V175H46V177L44 176V175H42L41 176ZM96 174H99V173H96ZM250 176H249V175ZM255 174H258V175H261L262 174V178H260L258 175H256V177H255ZM8 175H10L12 178H10V176H9V179H7L8 178ZM27 177H26V176ZM38 175L41 177V178H39L38 177ZM131 175V176H130ZM135 175H137V174H135ZM246 175V177H248V178H246V177H244ZM18 176V177H17ZM22 176V177H21ZM31 176V175H30ZM96 177L98 176V175H95ZM110 176V177H109ZM129 176V177H128ZM215 176H217V177H215ZM253 176V177H252ZM3 177V178H2ZM25 177V178H24ZM249 177H251V180H250V178ZM254 177H255V179H257L256 181H255V179H254ZM5 178H6V180L8 181V180H11L10 181V183L11 184H9L8 182H6L5 181ZM18 178V179H17ZM21 178V179H20ZM99 178V177H98ZM117 178H118V180H117ZM127 178V179H126ZM131 178V179H130ZM220 178V179H219ZM239 178L240 179H242V181L241 180H239ZM258 178L260 179V181L258 180ZM25 179V180H24ZM120 179H121V181H120ZM134 179V178H133ZM216 179V180H215ZM14 180V181H13ZM22 180V181H21ZM28 180V181H27ZM111 180V179H110ZM114 180V181H115ZM123 180V181H122ZM130 180V181H129ZM213 180L214 181H216V183H218L219 182V185H220V187H219V185L217 184L216 185V183L214 182L213 183ZM247 180V181H246ZM249 180V181H248ZM43 181H41V182H43ZM98 180H94V184L97 182ZM111 181H113V180H111ZM110 181V182H111ZM132 181V182H131ZM253 181V183H254V181H255V183L253 184V183H251V182ZM262 181V182H261ZM23 182V183H22ZM49 182V183H48ZM132 184H131V183ZM250 182V183H249ZM3 183H5L6 184V186L8 187H5L4 188V185H3ZM134 183H137L136 185V188H135V186H134ZM210 183H213V184H211L210 185ZM258 183V184H257ZM9 186H8V185ZM111 184V183H110ZM121 184V185H120ZM251 184V187H253V186H260V188H258V193H257V189H255V187H253L252 188V190H248V189H251V187L250 186H248V185H250ZM33 187H32V186ZM112 185V184H111ZM126 185H128V184H126ZM131 185H133L134 187L132 188V186ZM150 185V184H149ZM3 188H2V187ZM171 186H170V188H171ZM214 186V187H213ZM250 187V188H248V187ZM256 186V187H257ZM261 186H262V188H261ZM31 187V188H30ZM99 187V186H98ZM124 187V188H123ZM143 187V186H142ZM141 187V188H142ZM146 187H149L148 185L146 186ZM150 187H152L151 185H150ZM162 187V188H163ZM172 187V188H173ZM216 187V188H215ZM1 188H2V190H4V191H2L1 190ZM11 188V190L13 191V192H11V190H8V189H10ZM30 188V189H29ZM34 188V189H33ZM122 188V189H121ZM141 188H139V190L141 189ZM193 188V189H194ZM217 188H221V189H218V190H215V189H217ZM248 188V189H247ZM7 189V190H6ZM74 189V190H73ZM215 191H214V190ZM32 190H33V192H32ZM250 192H252V191H254L255 190V192L256 193H253V198H252V193H248V191ZM262 190V193L260 192ZM8 191V192H7ZM9 191L11 192V195L13 196L15 193H16V197L15 196H13V198H12V200H10L9 201V195H10V193H9ZM31 191V192H30ZM35 191H37V192H35ZM97 191V190H96ZM126 191H127V193H126ZM131 191V192H130ZM150 191V190H149ZM169 191V190H168ZM173 191V192H172ZM191 191V190H190ZM189 191V192H190ZM42 192H44V193H42ZM83 192V194L84 193H86V191L85 190H83L82 191ZM118 192V191H117ZM134 192H136V193H134ZM139 192H141V194L139 193ZM157 192H158V194H157ZM184 192H183V195H184ZM192 192V191H191ZM260 192V193H259ZM3 193V194H2ZM9 195H8V194ZM36 193V194H35ZM74 193V194H75ZM132 193V194H131ZM137 193H139L138 195H136ZM142 193H143V196H142ZM147 195H146V194ZM164 193V194H163ZM238 193H241L243 196H241V194H239V196L237 195ZM35 194V195H34ZM40 194V195H41ZM65 194V195H64ZM71 194V195H70ZM147 196V198L145 197V195ZM154 194H155V196H154ZM172 194V195H171ZM174 194H176L175 196H174ZM260 194H262V196L260 195ZM11 195H10V199H11ZM27 195V196H26ZM33 195V196H32ZM89 195H87L88 197H89ZM100 195V196H99ZM142 196V198H141V200H140V202H138L139 201V199H140V197ZM163 195H164V198H163ZM168 197H166V196ZM169 195H170V197H169ZM182 195V196H183ZM255 195V196H254ZM259 196V197H256V196ZM7 196V197H6ZM26 196V197H25ZM31 196H32V198H33V200L31 199ZM36 196V197H37ZM84 196V195H83ZM140 196V197H139ZM173 196H174V198H173ZM178 196V197H177ZM225 197V198H221V197ZM241 196V197H240ZM75 197V196H74ZM98 197H99V199H98ZM101 197L103 198V197H106V199L104 198V200L103 199H101ZM153 198V200L152 199H150V198ZM176 197L178 198L177 200H176ZM243 197V198H242ZM7 200H5V199ZM14 198H16L17 199V201L18 200H20V201H16V199H15V201L14 202H11V201H13V199ZM69 198L67 199V197L65 198V200L67 201V203L69 202V201H71L72 200V198L69 200ZM109 200H108V199ZM132 198V199H131ZM135 198V199H134ZM137 198H138V201H137ZM150 199V200H148V202H147V199ZM163 198V199H162ZM166 198L169 200V202L166 200ZM234 198H237V200L236 199H234ZM29 199V200H28ZM33 201H31V200ZM52 199H53V197H52ZM95 199V200H94ZM218 199V201H216ZM225 199V200H224ZM243 199V200H242ZM257 200V202H254L255 200ZM4 200V201H3ZM75 200H76V198H75ZM84 200H86V199H84ZM91 200V201H90ZM92 200H93V202L95 203L96 201V203H103L104 202V204H93V203H91L92 202ZM99 200H101V201H99ZM133 200V201H132ZM138 202H136V201ZM143 200H145L144 202H143ZM193 200V199H191V196H190V199H188L187 201L188 202H190L191 203V201ZM219 200H220V202H222L223 200V202L221 203V204H223V203H225V204H223L222 206H221V204H220V206H221V208L220 207H218L219 206V204L218 203H220L219 202ZM241 200H242V202H243V204H241L242 202H241ZM253 200V201H252ZM25 201V202H24ZM30 201H31V203H30ZM35 201H37L36 202V204L34 203ZM53 201V202H52ZM62 201H64V200H62ZM103 201V202H102ZM120 201V200H119ZM127 201V202H126ZM11 202V203H10ZM15 202H17L16 203V205H12V204H14ZM21 202H22V205H19V204H21ZM65 202V201H64ZM108 202V203H107ZM115 202V201H114ZM136 202V203H135ZM143 202V203H142ZM147 203V205H146V203ZM152 202V203H151ZM163 202H165V203H163ZM174 202H176V203H174ZM187 202V203H188ZM256 203V204H254V203ZM34 203V204H33ZM38 203V204H37ZM66 203V204H67ZM70 203V202H69ZM90 203V204H89ZM107 203V204H106ZM110 203V204H109ZM135 203V204H134ZM167 203H168V205H167ZM174 203V204H173ZM183 203V202H182ZM227 203V204H226ZM249 203V204H248ZM253 203V204H252ZM56 204H57V202H56ZM64 204V203H63ZM65 204V205H66ZM77 204V205H76ZM85 204V203H84ZM93 204V205H92ZM125 206H124V205ZM137 204H139L140 206H141V204H144L142 207H141V209H140V206L139 205H137ZM218 204V205H217ZM246 204H248V207H247V205ZM263 204H264V200H263ZM263 204H261L263 207L261 208V206H260V209H261V211L263 212L264 211V205ZM6 205V206H5ZM98 205V206H97ZM106 205H107V207H106ZM112 205V206H111ZM123 205V207H122V209L120 208L121 206ZM129 205H131V206H133L131 209H130V207H128ZM137 205V206H136ZM154 205V204H153ZM216 205V206H215ZM241 205V206H240ZM242 205H243V208H246V209H243L242 208ZM251 205H253V206H251ZM254 205H256V206H254ZM1 206H3V207H1ZM25 206V207H24ZM56 206V205H55ZM54 206V207H55ZM86 206V207H85ZM88 206V207H87ZM103 206V207H102ZM147 206V207H146ZM177 206H179V207H177ZM228 206V207H227ZM251 206V207H250ZM108 208V210H109V213H110V211L112 212V210H110V207H111V209H112V207H113V209H116L114 212H116V215L114 216V219L116 220V222H117V224H116V222H114V221H110L111 220V218L113 217H109V216H107V209L106 208ZM119 207V208H118ZM135 207H137V208H135ZM155 207V206H154ZM157 207V206H156ZM176 207V208H175ZM224 207H226L227 209H225ZM250 207V209H248ZM2 208L4 209L5 208V210L6 211H4V210H2ZM48 208H50L49 210H48ZM56 208V207H55ZM87 208V209H86ZM126 209L125 210V212H127V213H122L123 211H124V209ZM145 210H144V209ZM149 208V209H148ZM158 208H160V207H158ZM173 208V209H172ZM208 208L209 207H207V212H206V214L208 213ZM216 208V209H215ZM219 208L221 209V210H219ZM222 208H224V209H222ZM120 209V210H119ZM128 209H130L131 211L129 212L128 211ZM134 209V210H133ZM142 210V211H139V210ZM148 209V210H147ZM161 209V208H160ZM179 209H181V208H179ZM178 209V210H179ZM210 209V208H209ZM242 209H243V211H242ZM256 209H258L257 211H256ZM263 209V210H262ZM2 210V211H1ZM54 210H56V209H54L53 208V211ZM62 210V209H61ZM85 210V211H84ZM87 210H88V212H87ZM79 211H83V212H79ZM91 211V212H92ZM134 213H133V212ZM137 211V212H136ZM150 211L152 212V213H150ZM164 211V210H163ZM211 211V212H210ZM223 211V212H222ZM242 211V212H241ZM40 212H42V214H40ZM48 214H47V213ZM51 212V211H50ZM55 212V211H54ZM88 213V214H86V213ZM98 212V213H97ZM129 212V213H128ZM144 212V213H143ZM239 212H241L240 214H239ZM96 213V214H95ZM120 213V214H119ZM122 213V214H121ZM131 213H133V214H131ZM142 213V214H141ZM150 213V214H149ZM221 213V214H220ZM228 213V214H227ZM45 214V215H44ZM95 214V215H94ZM124 214V215H123ZM128 216H127V215ZM131 214V215H130ZM153 214H154V216L156 217V219H155V221H154V216H153ZM155 214H157V215H155ZM216 214H218V215H216ZM243 214V215H242ZM28 215L30 216L29 218H28ZM105 215V216H104ZM113 215V214H112ZM121 215H122V217H121ZM134 215V216H133ZM138 215V216H137ZM142 215V216H141ZM152 215V216H151ZM165 215V216H164ZM218 217V216H221V217H219L220 219H218L216 216ZM3 216V217H2ZM116 216H118V217H120V218H117ZM127 216V217H126ZM133 217V219H132V217ZM136 216L138 217V218H136ZM140 216V217H139ZM147 216H148V218H147ZM164 216V217H163ZM212 216H215L214 218H216V219H214L213 221H214V223H213V221H211L212 219H213V217ZM6 217H8V218H6ZM124 217H125V219H127V222H128V220H129V218L128 217H130V221L132 220V221H134V222H136V224H135V226H133V223H132V230L134 231H131V233L133 234H135V236L137 235V234H139L140 233V235H139V238H140V236H141V232L143 231L142 230V228H143V226H145L144 227V231L146 230V229H150L151 231H148V230H146V234H148V235H146V234H144L143 235V232H142V236H141V238L140 239H142V240H140V239H138V236H136L135 238H137V244L134 242V239H132V237H131V239H125L124 238V235H126L127 236V233H129L130 231H128L129 230V228H128V225H127V223L125 224V222H126V220L124 219ZM135 217V218H134ZM151 217V218H150ZM207 217V216H206ZM225 217V218H224ZM243 217V218H242ZM27 218L29 219V221L27 220ZM140 218H142V219H140ZM146 218V219H145ZM159 218H158V220H159ZM165 218H167V216L165 217ZM175 218H177V217H175ZM174 218V219H175ZM6 221H5V220ZM10 219H11V221H10ZM23 219H26L25 221L23 220ZM114 219H112V220H114ZM119 219V220H118ZM144 219V220H143ZM148 219V220H147ZM49 222H48V221ZM53 220V219H52ZM99 221L100 222V224H103V225H101V227L100 226H95L93 229H91L92 227H90V222H93V221ZM101 220V221H100ZM124 220H125V222H124ZM138 220H139V222H138ZM140 220H141V222H140ZM153 220V221H152ZM168 219H166V221H167ZM176 220H178V219H176ZM219 220V221H218ZM243 220V221H242ZM12 221H15V222H12ZM20 221H22V222H20ZM32 223H31V222ZM45 221H47V223H44ZM90 221V222H89ZM107 221H110L109 223H111V224H109ZM121 221V223H119ZM123 221V222H122ZM218 221V222H217ZM242 221V222H241ZM18 222H19V224H21V225H19L18 224ZM26 222V223H25ZM99 222H98V225H99ZM103 222V223H102ZM106 222H107V224H106ZM143 222H145V224L143 223ZM146 222H148V225H147V223ZM174 222H176V221H174ZM217 222V223H216ZM25 223V224H24ZM54 222H52V224H53ZM119 223V224H118ZM127 225V226H123L122 228L120 227V225ZM129 223V222H128ZM131 223H130V228H131ZM138 223H140L138 226H137V224ZM141 223H142V225H141ZM153 223V224H152ZM166 222L164 221V224H165ZM216 223V224H215ZM242 224V226H241V224ZM44 224H46V225H44ZM106 224V225H105ZM153 225V228L151 229L150 228V225ZM176 224V223H175ZM177 224H178V221H177ZM176 224V225H177ZM45 226L44 228H49V229H47L48 230V232H46V234L44 235V228H43V226H42V228H40L39 226ZM55 225V224H54ZM96 225H97V223H96ZM154 225H155V227H154ZM217 225V226H216ZM5 226V225H4ZM7 226H6V228H7ZM47 226V227H46ZM114 226H116L115 228H114ZM117 226H119V228H117ZM142 226V227H141ZM240 228H239V227ZM25 226H24V228H26ZM33 227V230L32 229H30V228H32ZM37 229H36V228ZM73 227H75V229H78V227L77 226H75V225H73L72 226V228ZM90 227V228H89ZM98 227V228H97ZM106 227V229L107 230H104V228ZM108 227V228H107ZM111 227V228H110ZM113 227V228H112ZM125 227V228H124ZM140 229H139V228ZM147 227H149V228H147ZM152 227V226H151ZM178 227V226H177ZM238 227V228H237ZM244 227V226H243ZM21 228V227H20ZM23 228V227H22ZM38 228H40V229H42L43 231H37L38 230ZM95 228L97 229V230H95ZM135 228L137 229V231L135 230ZM236 228V229H235ZM245 228V227H244ZM9 229V228H8ZM51 229H53V227L51 226ZM55 229V228H54ZM99 229V230H98ZM115 229V230H114ZM124 231H123V230ZM165 229V228H164ZM46 230V229H45ZM100 230H101V232H100ZM102 230H103V232H102ZM109 230H111V232H108ZM158 230V231H159ZM238 230V231H237ZM11 231V230H10ZM32 231V232H31ZM99 232V233H101V234H99L98 233V235H100L99 237H98V235H97V232ZM107 231V232H106ZM118 231V232H117ZM122 231H123V233H122ZM135 231L136 232H138V233H135ZM163 231H165V230H163ZM244 231V230H243ZM7 232V231H6ZM26 232H28V234H26ZM42 232V233H41ZM53 232V233H52ZM85 232V233H86ZM124 232H127V233H124ZM7 233H10V232H7ZM14 233V232H13ZM16 233V232H15ZM17 233H18V231H17ZM56 233V234H55ZM109 233L111 234V235H109ZM113 233V234H112ZM119 233V234H118ZM149 233H150V235H149ZM152 233V234H151ZM239 233H240V235H239ZM21 234H24V235H21ZM239 236H238V235ZM15 235V234H14ZM44 235V236H43ZM101 235H105V236H101ZM107 235V236H106ZM114 235H116V237L114 236ZM148 237V238H146V236ZM154 235H156V233L154 234ZM22 236V237H21ZM62 236V237H63ZM97 236V237H96ZM125 236V237H126ZM133 236V235H132ZM53 237V236H52ZM87 237V238H86ZM89 237L91 238L90 240H89ZM92 237H95V238H92ZM103 237L105 238L104 240H103ZM112 237H113V240H112ZM145 238L144 240H143V238ZM163 238V239H161V238ZM53 239V241H55ZM88 239V240H87ZM94 239V241H92V244L91 243H89V241H91V240H93ZM100 239H101V241H100ZM106 239H107V241H106ZM124 239V240H123ZM165 239V240H164ZM96 240V241H95ZM109 240H111V241H109ZM61 241V242H62ZM104 241V242H103ZM142 242V243H140V242ZM93 242H95L94 244H93ZM102 242V243H101ZM76 243H78V244H80L81 243V245H82V249H81V246L79 247V245L78 244H76ZM88 243V244H87ZM103 243H104V245H103ZM131 242H129V244H130ZM209 244L208 245H213V243L214 242H211V241H209L208 242ZM38 244V243H37ZM76 244V245H75ZM85 244V245H84ZM90 244V245H89ZM129 244H128V246H129ZM136 244V245H135ZM143 244V245H142ZM260 244H263V243H261V241L260 242H258V245H260ZM38 246H41V244H39ZM74 246H76L75 248H74ZM132 246L131 247H129V249L130 250H132L133 248H132ZM211 246H209V247H211ZM9 247V248H8ZM60 247H62V248H60ZM65 247V248H64ZM101 247V248H100ZM116 249H115V248ZM149 247V246H148ZM195 247V246H194ZM194 247L192 248L193 250H194ZM13 248V247H12ZM150 248V247H149ZM148 248V249H149ZM187 248V247H186ZM186 248L184 249V251L186 250ZM189 249H187L188 250V252L189 251H192V249H191V247H188ZM49 249V248H48ZM96 249V248H95ZM133 249V250H134ZM144 249H146L145 247H144ZM150 249V250H151ZM161 249V250H160ZM162 249H165V250H163L162 251ZM178 249V248H177ZM191 249V250H190ZM198 249L199 248H195V250H197L198 251ZM12 250V249H11ZM53 250V249H52ZM115 250V251H114ZM141 250H138V251H141ZM150 250H149V252H150ZM180 250H183V248L182 249H179V250H177V251H179V252H181ZM55 252L56 251H58V250H54ZM60 250H59V253L61 252ZM144 251V250H143ZM155 251H156V253H155ZM160 251H161V253H160ZM164 251H165V254H163L164 253ZM85 252V253H84ZM102 252H104V254L102 253ZM147 252H148V250H147ZM178 252V253H179ZM183 252V251H182ZM196 252V251H195ZM64 253V252H63ZM102 253V254H101ZM141 253V252H140ZM158 253H160L159 254V257L157 256L158 255ZM177 253V254H178ZM191 253H194V252H191ZM62 254V252L60 253V254H58V255H61ZM106 254V255H105ZM109 254V256H107ZM142 254V253H141ZM140 254V255H141ZM152 254V255H153ZM176 254V256H175V258L173 257V262L176 260L177 261V263L176 262H174V263H176V264H180L179 263V260H178V257H181V254H179V255H177ZM101 255V256H100ZM144 254H142L141 256H143ZM147 255V254H146ZM151 255V254H150ZM151 255V256H152ZM194 254H192V255H188V258H187V260H186V262L185 263H187V262H191L192 261V259H193V257L195 256V255H197L196 257H198V260H199V258H203V260H202V258L200 259L202 262H200V261H197L198 263L197 264H199V262L200 263H202V264H212V262H211V260L209 261L208 259V261L206 260V258H204L203 256H201V255H199V254H195L194 256H193ZM75 256V255H74ZM104 256H106V257H104ZM112 256V257H111ZM140 256V257H141ZM160 256H163V257H161L160 258ZM54 257V256H53ZM57 257H59V256H55V258H57ZM67 257V256H66ZM86 257V258H85ZM99 258V260H98V258ZM139 257V258H140ZM147 257H148V255H147ZM158 257V258H157ZM191 257V258H190ZM85 258V259H84ZM91 258V259H90ZM95 258V259H94ZM112 258V259H111ZM139 258H137V261H136V264H138L139 262H141V260H143L142 258H144L145 259V257H141L140 258V260H139V262H138V259ZM152 258V257H151ZM156 258V259H155ZM184 257L182 256V258H179V259H181V261L180 262H182L184 259H183ZM190 258V259H189ZM84 260V262L83 261H81V260ZM188 259H189V261H188ZM194 259H196V258H194ZM206 261H205V260ZM160 260V261H159ZM191 260V261H190ZM197 260V259H196ZM88 261V262H87ZM204 261V262H203ZM91 262V263H90ZM160 262V263H159ZM194 262H196V261H192L191 263L192 264H196V263H194ZM210 262V263H209ZM174 263H170V264H174ZM139 264H141V263H139ZM142 264H145V262H143ZM214 264V263H213Z\"/></svg>","mask_w":264,"mask_h":264},{"label":"bare ground","instance_id":"obj_2","mask_svg":"<svg viewBox=\"0 0 264 264\" xmlns=\"http://www.w3.org/2000/svg\"><path fill=\"white\" fill-rule=\"evenodd\" d=\"M1 1V0H0ZM59 1V2H58ZM65 1V4H64V2H63V0H62V4H64V7H63V5H58L59 3H61V1L60 0H55V4H57L58 6H55V4H53V6L54 7H58V8H56V10L55 9H53V13H54V11H55V13H54V16H52L53 18H54V21L52 20L53 18L51 17H49V19H50V21L52 20V22L54 23V24H52V27H62V28H58V29H55V31H57L58 33L56 34V32H55V34L57 35V37H56V35H54L53 34V36H54V38L55 39H58L59 40V38H61V36L63 37L64 35H62L63 33H64V30H66V29H64L63 30V27H64V22L66 23V21H65V18L66 17H71V13H70V10L67 12L66 10V7L68 8V4H67V0H64ZM79 1V0H78ZM99 1V0H98ZM123 1V0H122ZM129 1V0H128ZM132 1H134V0H132ZM132 1H131V3H132ZM136 1V0H135ZM134 1V2H135ZM139 1V0H138ZM136 2V3H133L132 5H130L131 7H130V9H128L126 6L125 7H123L122 9H121V7H120V11H116L115 13H113L114 12V8H112V10L113 11H111L112 13H109L110 12V10H109V14H110V16L109 15H107L108 13H106L105 11V15L103 14L104 12H102L101 13V16H99L100 18L103 16H106V19H110L111 21H115V23H116V25H118L117 27H121V29L123 30V33H122V31H120V36H119V38H118V44L116 45V50L114 49V53H116L117 55H116V57H118V59H119V61L115 64L114 63V65L115 66H112L113 64L112 63H109L111 66H110V68H108L107 66L109 65H107L106 66V62H104L103 61V58L101 57V55H100V51H97L96 49H92V50H90V48H89V51H88V48H87V46H86V48H87V53L85 54L86 55V60L82 57V56H80L81 54H82V51L84 50V52L86 51L85 49L86 48H84L85 47V44L83 45V42L85 43L86 41L85 40H82L81 39V41H82V46L83 47H81L83 50H81V54H79V51L78 52H75V51H73L74 53H78L79 55H77L78 57H76L75 55H74V53L72 52V54H71V56L72 55H74V57L72 58V60H74V58L76 57V58H79V56L81 57V58H83L82 60H84V62L86 63V65H85V67L82 65V67H84L85 69H84V72L86 71L87 73H88V75L90 74V77L89 78H91V79H93L94 81H93V83H92V85H93V87L96 89V91L98 90V91H100V88H101V84H105L104 86H106V87H104L105 89V91L104 92H107V94L105 93V95H103L102 97H100L99 95H93V94H86V104L87 105H90V106H88L89 108H92V111L93 110H95L96 109V111H97V109L98 108H96V106L98 107V105L100 106L101 104H102V106L104 105V106H107V108H111V106H114L115 105V108H117V110H120L121 109V112H122V110H123V114L120 112V115H122L123 116V118H126V123H125V121L124 120H121V117L122 116H120V120L122 121V123H123V121H124V123H123V126L125 125V127H124V129H123V131L125 130V128H126V130L124 131V132H122L123 133V136H122V138L125 136L126 138H125V140H123L122 141V143L121 144H123V146H124V144L125 143H127L126 145L128 146V145H130V146H128V151L127 150H125V151H122V150H124V148H125V146L123 147V149L121 150L120 148L118 149L117 147H116V150H117V154L118 153H120V156H117L116 157V159L117 160H115L113 157H112V159H114L113 161L111 160V161H109L107 158V160L108 161H98V159H96V160H94L95 159V156L96 155H98L99 154V151L98 150H100V149H98L97 151H98V154H97V152L95 153V150L101 145L102 146V144H98V143H101L100 141V138H99V134H101L102 133V131H100V129L98 128V126H97V121H98V117H97V115H95L94 114V112L92 113L91 112V109L89 110V109H87V111L89 110L90 112H86V117H85V123H84V126H85V130H81L80 129V131L81 132H86V133H88L89 134V136H87V134L85 135L86 136V138L87 137H89L88 139V141H87V139L85 138V136H84V134H85V132L84 133H81L80 131V135L81 134H83V136H80V137H84L85 139H86V141H87V144L88 145H91V146H89V148H91L92 147V151H94V152H92L91 153V155L93 154V156H94V158H92V159H89V157H88V155H89V153H90V151H89V148H87L86 149V151H87V154H86V156H85V168H87L86 169V180H87V183H88V185L89 186H86V187H84L83 189H76V188H74L75 190H85L86 191V193H84L83 194V192L81 191H79L80 193L78 194H76L75 192V194L72 192L70 195V197L72 198V200L71 201H69L68 203H67V201L65 200V198L67 197V199L69 198V196H67L68 195V193H70L69 191H68V193H65V194H67L66 195V197L64 196V199H60V198H58V196H55L54 195V193H44L45 191H47L46 190V188L44 189V186H43V184L42 183H45V181H46V179L48 178V175H47V178H43V180L45 179V181H43L42 179H41V181H43V182H41V181H39L40 182V184H39V182L37 183L38 185H40V186H42L43 187V190L42 191H44V192H42V193H44V194H41L40 192H39V190H38V188H40V186H36V181H37V179L38 178H36L35 180H34V178L35 177H37V176H35L36 174H28V173H30V172H28L27 171V169H26V167H27V165H26V167L24 168V169H26V171L28 172L27 174L29 175H27L28 177H29V181L31 180V178L30 177H32V176H34V178L32 177V182L33 181H35V182H33V183H35V184H32L33 186H36L37 187V191H38V193L35 195V198L34 199H36L37 201H38V198H39V201H43V199L44 198H48V201H50V200H53V201H55V203H51V205H53V208L54 209H56V210H54L53 211V208H52V206L50 207L52 210H50V211H47V212H49V213H54V215L53 214H49V215H45V216H47V218H48V220L50 221V223H47V221H45L44 223H47L48 224V226L50 225V229L49 228H44L45 226H43V230H44V232L46 231V232H48V230L47 229H49V231L50 230H52V231H55V230H57V232L61 235V236H57L58 234H56V235H54V233H53V235L52 234H50L49 232L47 233V235L48 236H46L47 238H49V241H46V242H37L36 243V245H37V247L36 248H32V249H39V250H30V251H20L18 248H20V247H18L16 244H8V246L10 245V249H8L7 251L5 250V248H6V241L4 240V236L6 235V234H10V235H12L13 237L11 238L13 241H16V235H20L19 233H20V231L22 232V233H24L25 232V230H23V229H26V231L27 230H29V228H27L26 226H29V225H22V226H20V227H14V228H12V229H10V227H8L5 223L3 224V223H1V221H0V264H80V263H82V262H80V257H82L84 254H83V250L84 251H86L87 252V250L88 251H90V254H91V249H92V247H94V249H92V250H101V249H99L97 246H99V245H102V244H99V245H96L98 242L97 241H99V239L96 241V244H94L95 242H93V246L92 245H90V249H88L89 248V246H83V247H85V248H83V250L79 253V254H76V249H72V250H64V251H61V249H57V248H54V246L56 247L57 245L55 244L57 241V239L60 241H62V239L64 238L65 239V237L63 236V230H65V229H68L69 228V230H70V236H72V237H74V236H77V238L79 239H81L83 236L85 237V235L84 234H87V232L85 233L84 232V234H82L81 232H80V230H81V228L83 227L84 228V230H85V228H88V227H84V225L83 226H81L80 225V223L81 222H83L84 224L87 222L86 220L87 219H89V218H91V220L93 219V220H95V218L97 217V215H98V217L100 216V217H102V214L101 215H99V213L97 214V215H95V217H90L91 215H93L92 213H93V211H95L94 210V208L95 209H97V211H99V209L98 208H96V206L93 208V211H92V207L93 206H91L90 205V207H88V210H90L91 209V211H89L88 212V210H87V212L88 213H90L91 215H89V218H86V216H83L82 214H81V216H82V220H80L81 222H79V221H77V222H72V220H70V219H68V217H66L67 216V213L69 212V210H67V208H70V207H72V205H74L76 202H78L77 204L78 205H81L82 204V202L83 201H85L84 203H83V206L84 205H86L87 203L86 202H88V200L90 199V195L92 194H94V193H96L95 195H97L99 192H101L102 191V193H100V195H102V194H104V192H106L105 190H107V192H109V195L107 194V196H109V198H111V200L110 201H112L113 200V207L116 205V203H118L119 202V204H118V206L121 204V203H124L125 202V199L126 200H128V197H133L135 194H132V195H130V196H128V194H124L125 193V190L126 189H128V188H130V190H134V189H131V187H130V184L129 183H126V184H128V185H126L125 184V186H127V188L125 187V189H124V193L123 192H121L120 190H118V184L119 183H121V184H123V182H119V180H118V178H117V180H118V183L116 182V180L115 179H113V178H115L118 174V172H120V174L122 175V173H123V171L126 173H128L129 172V170L131 169V170H133V171H135L134 173L135 174H137V175H135L133 172H132V174H134L133 176H137V178H135V177H131L130 179L133 181V182H135V180L136 179H138L139 181H140V179L142 180L141 182H142V185H139V183H138V186H140L139 188H141L142 186V188L139 190V188L137 187L136 188V184L137 183H134V186H135V190H137V191H142L143 193L144 192H146L147 190V194H152L151 192H154V193H156V190H158V191H160L161 189V191H164L165 192V194H170V192H171V189H173L174 190V192H175V189L174 188H176V187H173V186H171V185H169L168 183L170 182V183H174L171 179H170V177H172L171 176V173H174L177 169H179L180 168V166H182L183 165V163H182V161H181V156H182V154H180V153H177L178 152V150L173 146V141L174 140H178L179 139V137H183V139H186V138H188V137H190L191 135H192V131H193V129H195V125H194V123L191 121L192 120V115H194V111L195 110H202L201 108H199L198 106L199 105H197V102H199L198 101V99L196 98V99H194V97H193V93H194V90H193V88H194V86L193 85H191V82L189 81V78L186 76V75H181L180 76V82L178 83L177 81H174V83H173V89L175 90H173V91H171V92H167L168 91V89H166L165 91L164 90H162V89H160V88H157L156 86H155V83H153L154 85H152V81H150L151 79V74H148L147 73V70H148V68L149 67H151V65L153 64V63H155L156 61H159V60H166L167 59V57L169 56V59H170V55H172V60H174L175 59V61H177V60H179V62L182 60V59H184V49H182V48H185V44H187V43H200V44H202L203 42H205L207 39H208V37H209V27H211L210 25H211V22L217 17V16H219V14H220V8H221V5H220V3H218L216 0H180L181 1V4H180V6L182 7V8H180L179 7V4H177L178 3V1L179 0H142V1H140V2ZM57 2V3H56ZM83 2H85L86 3V1H83ZM116 2V1H115ZM90 3V2H89ZM110 3V2H109ZM108 3V4H109ZM121 3V2H120ZM119 3V4H120ZM127 3V2H126ZM180 3V2H179ZM77 4V3H76ZM93 4V3H92ZM95 4V3H94ZM105 4V3H104ZM71 5V4H70ZM69 5V6H70ZM116 5V4H115ZM123 5H125L124 3H121V6H123ZM230 5V4H229ZM24 6H25V4H24ZM52 6V7H53ZM60 6H61V8H60ZM89 6H90V4H89ZM104 6H106V5H104ZM118 6H120V5H118ZM118 6H117V8H118ZM231 6V5H230ZM238 6V5H237ZM237 6H236V8H237ZM92 6H90V8H91ZM113 7V6H112ZM222 7H224L223 5H222ZM2 8V7H1ZM82 8V7H81ZM124 8H126V9H124ZM83 9H85L84 7H83ZM101 9V8H100ZM253 9V8H252ZM251 9V10H252ZM255 10H254V12H256L257 11V16H258V19H257V21H260L262 24H263V26H264V5H257V7L256 8H254ZM1 10V9H0ZM119 10V9H118ZM46 11V10H45ZM91 11V10H90ZM96 11V10H95ZM98 11V10H97ZM164 11H166V12H164ZM167 11H168V13H169V11H170V16L171 17H169L168 19H163L162 17H164L166 14H167ZM2 11H0V13H1ZM5 13H6V10L4 11ZM9 12V11H8ZM22 12V11H21ZM21 12H20V14H21ZM24 12L25 11H23L22 12V14H24ZM40 12V11H39ZM38 12V14L40 15V13ZM47 12V11H46ZM49 12V11H48ZM101 12V11H100ZM162 12H164V13H166L165 15H164V13L162 14ZM43 14H44V12H42ZM41 13V14H42ZM93 13V12H92ZM97 13V14H96ZM3 14L4 13H2V14H0V19L2 18L1 16H3ZM10 14V13H9ZM14 14V13H13ZM17 14H19V13H17ZM25 14H26V12H25ZM47 14V13H46ZM51 14H52V12H51ZM94 14H96V16L97 15H100L98 12H95ZM103 14V15H102ZM168 14V15H169ZM253 14V13H252ZM5 15V14H4ZM15 15H16V13H15ZM28 15V14H27ZM53 15V14H52ZM72 15H74L73 13H72ZM75 15H77V13L75 14ZM93 15V14H92ZM164 15V16H163ZM168 15H167V17H168ZM230 14H227V15H223V13H222V15L221 16H223V17H225L224 19H225V21H226V25H224V27H251V24H250V21H245V22H239V21H237L236 19H235V17L233 18V16H231V17H228ZM239 15V14H238ZM248 15V14H247ZM9 16V15H8ZM18 16V19H19V15H17ZM25 17H28V16H26V15H24ZM30 16V18L32 17L31 15H29ZM48 16V15H47ZM79 18H80V16L82 17L83 15H77ZM91 16V15H90ZM94 16V15H93ZM92 16V19L94 18H98V17H93ZM241 16V15H240ZM249 16V15H248ZM7 17V16H6ZM24 17V18H25ZM41 17V16H40ZM44 17V16H43ZM69 17H68V19H69ZM86 17H87V15H86ZM23 18V17H22ZM29 18V17H28ZM72 18V17H71ZM74 18V17H73ZM77 18V17H76ZM100 18H98V21H99V19ZM242 18V17H241ZM2 19H4V17L2 18ZM43 19V18H42ZM82 19H84V18H82ZM101 19H103V18H101ZM170 19V20H169ZM240 19V18H239ZM6 20H7V22H9L8 21V18H6ZM20 20H21V18H20ZM25 20V19H24ZM71 20V19H70ZM70 20H69V22H70ZM77 21L78 20H81V19H76ZM76 20L74 19V21L76 22ZM84 20H86V19H84ZM91 20V19H90ZM89 20V18H87V21L89 22L90 21ZM254 20V19H253ZM252 20V21H253ZM94 21V20H93ZM93 21H91L92 23H93ZM101 21V20H100ZM107 21V20H106ZM170 21H171V23H170ZM240 21H242V20H240ZM254 21H256V19L254 20ZM2 23H3V21H1ZM23 22V21H22ZM48 22V21H47ZM72 23H73V21H71ZM70 22V23H71ZM79 22H81V21H78V23ZM91 22H90V24H91ZM96 22V21H95ZM18 23H19V21H18ZM50 24H51V22H49ZM81 23H83V21L81 22ZM81 23H80V26H84L85 27V25H81ZM85 23H87V22H85ZM99 23V22H98ZM101 23V22H100ZM112 23V22H111ZM118 23V24H117ZM246 23V24H245ZM5 24H6V22H5ZM9 24V23H8ZM12 25H13V23H11ZM32 24V26H33V23H31ZM41 24V23H40ZM42 24H43V22H42ZM41 24V25H42ZM49 24V25H50ZM76 24V23H75ZM94 24V23H93ZM97 24V23H96ZM104 24V23H103ZM105 24H107V22L105 23ZM109 24V23H108ZM0 25H3V24H0ZM20 25V24H19ZM41 25H39V26H41ZM48 25V24H47ZM48 25V26H49ZM77 25V24H76ZM79 25V24H78ZM77 25V26H78ZM92 25V24H91ZM111 25H113V23L111 24ZM115 25V26H116ZM171 25V26H170ZM229 25V26H228ZM255 25V24H254ZM31 26V25H30ZM29 26V27H30ZM43 27H44V25H42ZM69 26H70V24H69ZM79 26V27H80ZM88 26V25H87ZM107 26V25H106ZM114 25H113V27H115ZM262 25H260V27H261ZM1 27V26H0ZM28 27V28H29ZM36 27V26H35ZM71 27V26H70ZM94 27L95 26H93V29H94ZM144 27V28H143ZM167 27H180V28H178V29H176V30H170V31H168V30H166V28ZM253 27V26H252ZM2 28H5L4 30H6V31H8L6 28L7 27H4V26H2ZM9 28V27H8ZM13 28V27H12ZM18 28H20V27H18ZM27 28V27H26ZM27 28V29H28ZM31 28V27H30ZM30 28H29V30H30ZM37 28V27H36ZM83 28V27H82ZM89 28V27H88ZM92 27H90V30L91 31H89V32H92V29H91ZM108 28V27H107ZM146 28V29H145ZM168 28V29H169ZM1 29V28H0ZM14 29V28H13ZM17 29V28H16ZM22 29V30H21ZM21 29H20V33H19V29L17 30L18 31V33H19V35L21 36V38H23L24 39V37H23V35H24V32H25V30L23 31V25L21 24ZM26 29V30H27ZM41 29V34L38 32V30L36 29V30H34L33 31V28H31V30H32V32H29V37H30V35H31V39H29V38H27L28 40H31V42L33 43L34 42V44L35 43H38L39 41H42L43 40V38L42 37H40V35H46L45 33H46V31L44 32L43 31V29L42 28H40ZM39 29V30H40ZM45 29V28H44ZM63 31H62V30ZM85 29V28H84ZM113 29V28H112ZM145 29V34L148 36V38H146L147 40H143V36L142 35H144V33H143V30ZM165 29V30H164ZM261 29V28H260ZM264 29V28H263ZM9 30H11V29H9ZM46 30H48V29H46ZM49 30H50V28H49ZM54 30V29H53ZM62 31V32H59V31ZM88 30L89 29H87V33H88ZM119 30H120V28H119ZM118 30V31H119ZM211 30V29H210ZM22 31V32H21ZM28 31V30H27ZM42 31H43V33H42ZM85 31V30H84ZM117 31V32H118ZM212 31V30H211ZM5 31H3L2 29H1V32H0V34L1 35H3L2 33H4ZM10 32V31H9ZM50 32H52L51 30H50ZM49 32V33H50ZM97 32V31H96ZM113 32V31H112ZM214 32H216V33H219L220 32V29L218 28V26L217 27H214ZM264 32V31H263ZM35 33H36V36H35ZM39 35H38V34ZM77 33V32H76ZM76 33H74L75 35L74 36H76L77 34ZM85 33H86V31H85ZM111 33V32H110ZM116 33V32H115ZM115 33H113V36L114 37H118L117 36V34L115 35ZM250 33H251V31H250ZM254 33V32H253ZM252 33V34H253ZM261 33H262V30H261ZM65 34V33H64ZM82 34V33H81ZM89 34V33H88ZM92 34L95 36V34H94V31L92 32ZM112 34V33H111ZM0 35V36H1ZM52 35V34H51ZM59 35V36H58ZM66 35V34H65ZM79 35V34H78ZM84 35V34H83ZM90 35V34H89ZM92 35V36H93ZM110 35V34H109ZM212 35V34H211ZM254 35V34H253ZM259 35V34H258ZM5 36V35H4ZM9 36V35H8ZM33 36H35V37H37V36H39L37 39H38V41H37V39L34 37V39H33ZM47 36V35H46ZM91 36V37H92ZM94 36H93V38H94ZM110 36H112V35H110ZM112 36V37H113ZM145 36V35H144ZM243 36H245V35H243ZM242 36V37H243ZM248 36V35H247ZM44 37V36H43ZM82 37H84V36H82ZM86 37V36H85ZM98 37V36H97ZM259 37V36H258ZM1 38V37H0ZM6 38V37H5ZM26 38V37H25ZM39 38H42L41 40L39 39ZM48 38H50V37H48ZM54 38H52V39H54ZM74 38V37H73ZM77 39H78V37H76ZM100 38V37H99ZM102 38L104 39V37L102 36ZM1 39H3V36H2V38ZM1 39H0V41H1ZM65 39V38H64ZM80 39V38H79ZM78 39V40H79ZM90 39V38H89ZM95 39V38H94ZM93 39V40H94ZM107 39V38H106ZM145 39V38H144ZM251 39V38H250ZM257 39H259V38H257ZM21 40V39H20ZM75 40V39H74ZM87 40V39H86ZM97 40V39H96ZM99 40V39H98ZM102 40V39H101ZM100 40V41H101ZM105 40V39H104ZM114 40V39H113ZM263 41V39H260V41ZM77 41V40H76ZM111 41H112V38H111ZM259 41V40H258ZM62 42V41H61ZM88 42V41H87ZM93 42H95V41H93ZM113 42V41H112ZM115 42V41H114ZM208 42V41H207ZM25 43V42H24ZM109 43V42H108ZM28 44H31V43H28ZM41 44V43H40ZM53 44V43H52ZM51 44V45H52ZM56 44V43H55ZM88 44V43H87ZM26 45V44H25ZM25 45H22V46H25ZM33 45V44H32ZM76 45V44H75ZM78 45V44H77ZM88 45H90V44H88ZM36 46V45H35ZM41 46V45H40ZM47 46H50V45H48L47 44ZM201 46V45H200ZM27 47V46H26ZM34 47V46H33ZM32 47V48H33ZM38 47V46H37ZM53 47H55V46H53ZM53 47H52V49H53ZM79 46H77V48H78ZM92 47V46H91ZM93 47H95V46H93ZM92 47V48H93ZM97 47V46H96ZM189 47V46H188ZM202 47V46H201ZM35 48V47H34ZM77 48H75V46H74V49H77ZM102 48V47H101ZM119 48V50L117 51V49ZM27 49H28V47H27ZM26 49V50H27ZM37 50H38V48H36ZM36 49H34L35 50V52H36ZM49 49H50V47H49ZM80 49V48H79ZM19 50H20V48H19ZM23 50H24V47H23ZM34 50H33V52H34ZM48 50V49H47ZM100 50V49H99ZM196 50L197 51H199V53H201L200 52V48H199V50L196 48ZM256 50H257V48H256ZM25 51V50H24ZM24 51H18V52H21V56H22V59H21V56H20V53H18V55H19V57L20 58H17L18 60H19V63H20V65H19V63H18V65L19 66H21L22 64H24V59H23V56L24 57H26V54L27 53H29L30 54V50L27 52L26 51V53L24 54ZM32 51V50H31ZM45 51H46V49H45ZM49 51V50H48ZM61 51V50H60ZM71 51V50H70ZM69 51V52H70ZM23 52V53H22ZM42 52V51H41ZM44 52V51H43ZM68 52V51H67ZM66 52V53H67ZM68 52V53H69ZM222 52V51H221ZM232 52H233V50H232ZM252 52V51H251ZM8 53H10V54H12V55H9ZM32 53V52H31ZM39 53V52H38ZM38 53H37V55H38ZM63 56H64V54L62 53V51L60 52ZM65 53V57H66V54ZM71 53V52H70ZM108 53V52H107ZM110 53V52H109ZM114 53H110V54H114ZM260 53V52H259ZM28 54V55H29ZM35 54V53H34ZM102 54V53H101ZM110 54H108V56H110ZM234 54H236V50L234 51ZM17 55V56H18ZM32 55V54H31ZM36 55V54H35ZM69 55V54H68ZM105 55V54H104ZM107 55V54H106ZM203 55V54H202ZM10 56H14L13 55V52L11 53L10 51H5V52H3L1 49H0V75L2 76H8V75H10L11 74V72H12V70H11V68H12V63H11V59H14V57L12 58V57H10ZM32 56H34V55H32ZM41 56V55H40ZM198 56H200V55H198ZM50 57V56H49ZM70 57V56H69ZM113 57V56H112ZM220 57H222L221 58V60H220V63H222V65L223 66H227L228 68H230V69H232L233 70V72H234V70H236V68H238V67H240V65L241 64H243V62L242 61H240V59H237V61H236V59H233L232 57H230L229 56V54H226V51H224V52H222V53H220V55H219V58ZM51 58V57H50ZM49 58V59H50ZM71 58V57H70ZM75 58V59H76ZM80 58V59H81ZM204 58H205V56H202V58H201V60L203 61L204 60ZM47 59H48V57H47ZM68 59V58H67ZM105 59V58H104ZM198 59H199V57H198ZM213 59H215V58H213ZM30 60V59H29ZM39 60V59H38ZM42 60V59H41ZM54 60V59H53ZM109 60V59H108ZM112 60V59H111ZM114 60V59H113ZM76 61H77V59H76ZM170 61V60H169ZM246 61V60H245ZM53 62V61H52ZM74 62V61H73ZM80 62V61H79ZM111 62H113V61H111ZM160 62V64L159 63H156V65H158L159 64V66L162 64V63H164V62H162V61H159ZM162 62V63H161ZM168 62V61H167ZM167 62H166V64H167ZM173 62V61H172ZM16 63V64H17ZM26 63V62H25ZM68 63H69V60H68ZM70 63H72V62H70ZM170 63V62H169ZM173 63H175V62H173ZM173 63H172V66H173ZM246 63H248V62H246ZM77 64V63H76ZM79 64V63H78ZM81 64V63H80ZM80 64H79V67L81 68V66H80ZM171 64V63H170ZM210 64H214L213 62H211L210 61ZM28 65V64H27ZM31 65H32V63H31ZM75 64L73 63V67L75 68V66H74ZM155 65V66H156ZM163 65V64H162ZM164 65H165V63H164ZM222 65H220L219 67H218V70L219 71H221V66ZM245 65V64H244ZM23 66V65H22ZM18 67L17 65H16V68H17V70L19 69H21L22 70V68H24V66L23 67ZM33 66V65H32ZM71 66V65H70ZM70 66H69V68H70ZM153 66V65H152ZM165 66H167V65H165ZM165 66H161V68L162 67H164V68H168V67H165ZM248 66V65H247ZM175 67V66H174ZM242 67L244 68V67H246V66H243L242 65ZM26 68V67H25ZM24 68V69H25ZM36 68V67H35ZM42 68V67H41ZM41 68H39V69H41ZM60 68H61V66H60ZM151 68H154V67H151ZM249 68V69H248ZM248 70H250V68H252V67H250V66H248ZM259 68V67H258ZM263 68V67H262ZM38 69V68H37ZM39 69L37 70L38 72H39ZM53 69V68H52ZM79 69V68H78ZM81 69H83V68H81ZM171 69V68H170ZM247 69H244V70H246V71H248ZM255 69H257L256 67H255ZM32 70V69H31ZM43 70V69H42ZM41 70V71H42ZM60 70V69H59ZM76 70V69H75ZM74 70V71H75ZM14 71V70H13ZM52 71V70H51ZM70 71V70H69ZM78 70H76V72H77ZM83 71V70H82ZM151 71H152V69H151ZM150 71V72H151ZM252 71V70H251ZM251 71H250V73H251ZM256 71H258V70H256ZM15 72H17L16 70H15ZM15 72H12V73H14L15 74ZM35 72V71H34ZM149 72V71H148ZM20 73V72H19ZM18 72H17V75L19 74ZM24 73H26V71L24 72ZM30 73H31V71H30ZM53 73V72H52ZM74 73V72H73ZM73 73H70V74H72L73 76H74V74ZM80 73V72H79ZM262 73V72H261ZM22 74V73H21ZM49 74H50V72H49ZM81 74V73H80ZM84 74V73H83ZM86 74V73H85ZM148 74V75H147ZM233 74V73H232ZM16 75V76H17ZM30 75V74H29ZM33 75V74H32ZM72 75H70V76H72ZM77 75H79L78 73H77ZM82 75V74H81ZM80 75V76H81ZM22 76H23V74H22ZM50 76V75H49ZM72 76V77H73ZM80 76H77V77H80ZM83 77H84V75H82ZM81 76V77H82ZM148 76H150V77H148ZM217 76H219V75H217ZM31 77V76H30ZM36 77V76H35ZM34 76H33V78H35ZM51 77V76H50ZM53 77V76H52ZM75 77V76H74ZM1 78V77H0ZM38 78V77H37ZM47 78H49V77H47ZM30 79V78H29ZM150 79V80H149ZM34 80V79H33ZM37 80V79H36ZM39 80H40V78H39ZM46 80V79H45ZM23 81V80H22ZM22 81H21V83H22ZM75 81V80H74ZM2 82V81H1ZM26 82V81H25ZM39 82V81H38ZM157 82H160V81H157ZM156 82V83H157ZM19 83V82H18ZM27 83V82H26ZM37 83V82H36ZM40 83H41V81H40ZM30 84V83H29ZM32 84H33V81H32ZM74 85V83H70L69 85ZM75 84H76V81H75ZM79 84H80V82H79ZM159 84V83H158ZM26 85V84H25ZM40 85H43V84H40ZM81 85V84H80ZM80 85H78V86H80ZM157 85V84H156ZM160 85V84H159ZM0 86H2L1 84H0ZM10 86H11V84H10ZM18 86V85H17ZM77 86V85H76ZM155 86V87H154ZM25 86L23 85L22 86V88H24ZM37 87V86H36ZM2 88H4V87H2ZM12 88V87H11ZM15 88H17V87H15ZM19 88V87H18ZM21 88V87H20ZM25 88H28V87H25ZM25 88H24V90H25ZM34 88V87H33ZM82 88V87H81ZM14 89V88H13ZM30 89V88H29ZM28 89V90H29ZM38 89V88H37ZM43 89V88H42ZM5 90V89H4ZM7 90H8V88H7ZM17 90V89H16ZM23 89H21V91H22ZM24 90H23V92H24ZM28 90H26V92H24V93H26L27 94V91ZM35 90V89H34ZM80 90V89H79ZM1 91H2V89H1ZM30 91L31 90H29V92L28 93H30ZM9 92V91H8ZM11 92H13V90H11ZM32 92V91H31ZM39 92V91H38ZM46 92V91H45ZM148 92H149V94H148ZM10 93V92H9ZM40 93H41V91H40ZM148 94V95H146V98L148 97V102H146L147 100H142L141 99V101H139L138 100V98L142 95V94ZM164 93H168V94H171V96L170 97H166L165 95H164ZM14 94V93H13ZM177 94H179L180 96H178ZM193 94V95H192ZM197 94L198 95H200V92L198 91L197 92ZM3 95V94H2ZM8 95H11V94H8ZM20 95H21V93H20ZM32 95H33V92H32ZM5 96V95H4ZM36 96V95H35ZM39 96H40V94H39ZM175 96H178L177 98L175 97ZM8 96L6 95V97L5 98H7ZM5 98H3V99H5ZM39 98V97H38ZM145 98V99H146ZM34 99V98H33ZM36 99V98H35ZM42 99V98H41ZM6 100V99H5ZM14 100V99H13ZM12 100V101H13ZM17 100H18V98H17ZM30 100V99H29ZM11 101V102H12ZM9 102V101H8ZM15 102V101H14ZM28 101H26V103H27ZM31 102V101H30ZM35 102H37V101H35ZM41 103L43 102V101H40ZM136 102H139L138 104H137V106L138 107H136V108H138V109H140V110H138V112L137 111H134V110H131L130 108H132V106L134 105H136ZM175 102H177V103H181L182 104V106H183V104L185 105V106H187V108L186 107H179V106H176V107H171V106H169L167 103H175ZM7 103V102H6ZM5 103V104H6ZM21 103V102H20ZM23 103H24V101H23ZM32 103V102H31ZM144 103V104H143ZM146 103H149V105H146ZM25 104V103H24ZM35 104V103H34ZM37 104V103H36ZM16 105V104H15ZM21 105H23V104H20V106ZM27 105V104H26ZM40 105V104H39ZM38 104H37V106H39ZM86 105V106H87ZM195 105H197V107L195 106ZM2 106H3V104H2ZM5 106V105H4ZM17 106V105H16ZM19 106V107H20ZM35 106V105H34ZM33 106V107H34ZM37 106H35V108H37ZM91 106H94V107H91ZM102 106H100V108L102 107ZM109 106V107H108ZM18 107V106H17ZM18 107V108H19ZM29 107V106H28ZM31 107V106H30ZM40 107H41V105H40ZM13 108V107H12ZM44 108V107H43ZM57 108V107H56ZM87 108V107H86ZM103 108V107H102ZM105 108V107H104ZM103 108V109H104ZM107 108H105L104 110H106ZM103 109H101V110H103ZM210 109V108H209ZM219 109V108H218ZM220 109H222V108H220ZM225 109V108H224ZM18 110H21V109H18ZM25 110V109H24ZM58 110V109H57ZM111 110H113V111H115V109H111ZM187 110H188V112H187ZM212 110V109H211ZM260 110H262V109H260ZM259 110V111H260ZM12 111H13V109H12ZM31 111V110H30ZM100 111V110H99ZM110 111V110H109ZM124 111H126V113H125V115H124ZM213 111V110H212ZM42 112V111H41ZM202 112V111H201ZM206 112V111H205ZM211 112V111H210ZM40 113V112H39ZM44 113V112H43ZM102 113H104V111L102 112ZM101 113V114H102ZM110 113H111V111H110ZM116 112H112V114H111V116L113 115V114H115ZM119 113V111L117 112V114ZM154 113H157V115L159 116V122L157 121L156 122V120H155V122L154 123H152V124H150V126H147L148 128L150 127V128H155V129H158V130H156V132L154 131V133L153 134H145V133H148V132H145V131H147V130H144L143 128H144V125L146 124V122L149 124L150 122H148L147 120H145V119H147V118H149V117H151L152 116V114H154ZM198 113V112H197ZM196 113V114H197ZM204 113V112H203ZM14 114H16V113H14ZM40 114H42V113H40ZM56 114V113H55ZM58 114H60V113H58ZM58 114H56V115H58ZM101 114H100V116H101ZM106 114H109L108 112H106ZM116 114V116L118 117V115ZM199 114H201V113H198V115ZM205 114H207V113H205ZM205 114L203 115V117L205 116ZM214 114V116H216V114L215 113H213ZM221 114V113H220ZM240 114V113H239ZM19 115H21L20 113H19ZM110 115V114H109ZM197 115V117H199ZM202 115V114H201ZM212 115V114H211ZM241 115V114H240ZM255 115H257V114H255ZM41 116V115H40ZM43 116V115H42ZM41 116V117H42ZM103 116V115H102ZM124 116H126V117H124ZM236 116H238V115H236ZM235 116V117H236ZM19 117V116H18ZM61 117V116H60ZM105 117H107V116H105ZM104 117V118H105ZM110 117V116H109ZM108 117V118H109ZM115 117V116H114ZM206 117V116H205ZM208 117V116H207ZM212 117H213V115H212ZM243 117V116H242ZM241 117V118H242ZM246 117V116H245ZM258 117V116H257ZM256 117V118H257ZM54 118H55V115H54ZM103 118V119H104ZM110 118H112V117H110ZM116 118V117H115ZM122 118V119H123ZM201 118V117H200ZM199 118V119H200ZM239 118V117H238ZM246 118H248V117H246ZM101 119V118H100ZM107 119V118H106ZM114 119V118H113ZM152 119V118H151ZM198 119V121H200ZM210 119H211V117H210ZM209 119V120H210ZM213 119V118H212ZM234 119H236V118H234ZM233 119V120H234ZM244 119V118H243ZM251 119V118H250ZM249 119V120H250ZM57 120H58V118H57ZM149 120H150V118H149ZM154 120H150V121H154ZM203 120V119H202ZM201 120V121H202ZM214 120V119H213ZM218 120V119H217ZM241 120V119H240ZM245 120V119H244ZM243 120V121H244ZM248 120V121H249ZM17 121H18V119H17ZM37 121V120H36ZM39 121V120H38ZM42 121H43V119H42ZM144 121H146V122H144ZM229 121V120H228ZM227 121V122H228ZM242 121V120H241ZM240 121V122H241ZM247 121V122H248ZM253 121V120H252ZM257 121V120H256ZM41 122V121H40ZM39 122V123H40ZM55 122V121H54ZM53 122V123H54ZM59 122H60V119H59ZM197 122V121H196ZM212 122V121H211ZM230 122H232L231 120H230ZM239 121H238V123H240ZM255 121H253V123H254ZM259 122V121H258ZM263 122V121H262ZM43 122H41V124H42ZM61 123V122H60ZM60 123H58L57 125L58 126H54V127H56L57 129H61L64 133H65V130H64V128L62 129V128H58L59 126H61V125H59ZM210 123V122H209ZM3 124V123H2ZM20 124V123H19ZM40 124V125H41ZM49 124H50V121H49ZM121 124V123H120ZM211 124V123H210ZM215 124V123H214ZM237 124V123H236ZM13 125V124H12ZM39 125V126H40ZM51 125V124H50ZM49 125V126H50ZM113 125L115 126L116 124H114L113 123ZM112 125V126H113ZM118 125H119V123H118ZM216 125V124H215ZM228 125H230V124H228ZM238 125V124H237ZM242 125V124H241ZM246 125V124H245ZM248 125H250L249 123H248ZM35 126H37L36 124H35ZM39 126H38V129L36 130V128H35V130L38 132V133H40L41 132V134L43 133L42 131H40L39 130ZM45 126V124L43 125V126H40L41 128H43ZM113 126V127H114ZM146 126V125H145ZM199 126V125H198ZM213 123L211 124V129H213V130H215L214 128H213ZM2 127V126H1ZM113 127H111V128H113ZM120 127V126H119ZM207 127H209V126H207ZM228 127V126H227ZM3 128V127H2ZM19 128H21V127H19ZM149 128V129H150ZM231 128H232V126H231ZM230 128V129H231ZM234 128V127H233ZM232 128V129H233ZM237 128H239V126L237 127ZM237 128H235V129H237ZM244 128V127H243ZM262 128V127H261ZM51 129V128H50ZM49 129V130H50ZM121 129V128H120ZM148 129V130H149ZM206 129V128H205ZM205 129H204V131H205ZM3 130V129H2ZM1 130V128H0V132H1V134L3 135L4 133H2L3 131ZM43 130H45V129H43ZM52 131L50 132V133H52L53 132V129H51ZM56 130V129H55ZM60 130V131H61ZM111 130V129H110ZM113 130V129H112ZM209 130V129H208ZM219 130V129H218ZM241 130V129H240ZM244 130V129H243ZM242 130V131H243ZM35 131V132H36ZM40 131V132H39ZM46 131V130H45ZM45 131H44V133L42 134V136H44L46 133H45ZM59 131V130H58ZM59 131V132H60ZM62 131H61V133H62ZM106 131V130H105ZM105 131H103L104 133H106ZM115 131V130H114ZM121 131H122V129H121ZM121 131L119 130V133H120V137L119 138H121ZM207 131V130H206ZM220 131H221V129H220ZM228 131H229V128H228ZM231 131V130H230ZM238 131V130H237ZM245 131V130H244ZM252 130H250V132H251ZM263 131V130H262ZM34 132V131H33ZM46 132H48V130L46 131ZM108 132V131H107ZM118 132V131H117ZM208 132V131H207ZM211 132V131H210ZM210 132H209V135H210ZM54 133H57L56 131H54ZM54 133L53 134H51V135H54ZM111 132H109V134H110ZM115 132H113L112 131V133L110 134L112 137H114V134ZM217 133H218V131H217ZM232 133H233V131H232ZM240 133V132H239ZM242 133H245V132H242ZM252 133V132H251ZM260 133H262V132H260ZM11 134V133H10ZM60 134V133H59ZM103 134V133H102ZM101 134V135H102ZM109 134H107L106 133V136H108ZM214 133H212V135H213ZM215 134H216V131H215ZM219 134V133H218ZM217 134V135H218ZM230 134V132L229 133H227L226 135H229ZM63 135V134H62ZM104 136H105V134H103ZM220 135V134H219ZM231 135V134H230ZM239 135V134H238ZM243 135H245V134H243ZM9 136V135H8ZM11 136V135H10ZM9 136V137H10ZM32 136V135H31ZM40 136V135H39ZM47 136H50V134H47L46 136H44V137H47ZM59 136V135H58ZM57 136V137H58ZM111 136H109V137H107L108 139H110V138H112ZM200 136H202V134L200 135ZM242 136V135H241ZM241 136H239V137H241ZM260 136H263V135H260ZM2 137V136H1ZM8 137V138H9ZM16 137V136H15ZM53 137V136H52ZM54 137H56V135L54 136ZM53 137V139H54V142H55V140H57V139H55ZM56 137V138H57ZM61 137H63L62 139H63V141H64V139H65V137L64 136H61L60 135V139H61ZM79 137V138H80ZM99 139H98V138ZM115 137H116V135H115ZM215 137H218V136H216L215 135ZM228 137V136H227ZM251 138H253L252 136H250ZM249 137V138H250ZM257 137V136H256ZM14 138V137H13ZM49 138V137H48ZM50 138H51V136H50ZM82 138H80V139H82ZM103 138V137H102ZM101 138V139H102ZM118 138V137H117ZM7 139V138H6ZM15 139V138H14ZM16 139H17V137H16ZM33 139V138H32ZM35 139H36V137H35ZM43 139V138H42ZM41 139V136H40V139L39 140H42ZM46 139V138H45ZM84 139V140H85ZM236 139V138H235ZM240 139H242V138H240ZM247 139V138H246ZM245 139V140H246ZM5 140V139H4ZM9 140H11V137L9 138ZM8 140V143H10V141ZM13 140V139H12ZM34 140V139H33ZM51 140H52V138H51ZM50 140V141H51ZM83 140V139H82ZM103 140L105 141V139L103 138ZM103 140H102V143H103ZM111 140V139H110ZM113 140V139H112ZM116 140V139H115ZM229 140V139H228ZM233 139H231V140H229V141H232ZM245 140H243L244 142H245ZM256 140V139H255ZM1 141V140H0ZM6 141V140H5ZM35 141V140H34ZM36 141H38V139H36ZM35 141V142H36ZM43 141H45V140H42V142ZM47 141H49V140H47L46 139V145H49V143H47ZM59 141V140H58ZM63 141H62V143H63ZM117 141V140H116ZM116 141H114V143L116 142ZM121 141V140H120ZM145 141H149V142H152V143H155V144H157L158 146L156 147V148H148V149H140V148H142V147H140V145L142 144V143H144ZM2 142V141H1ZM0 142V143H1ZM4 142V141H3ZM7 142V141H6ZM14 142V141H13ZM32 141H30V143H31ZM57 142V141H56ZM118 143H119V141H117ZM254 142V141H253ZM7 143V144H8ZM12 143V142H11ZM38 143V142H37ZM39 143H41V141L39 142ZM45 143V142H44ZM44 143H41V146H39L40 144H38V146L39 147H46V145L44 144ZM107 143H109L108 141H107ZM110 143H112V142H110ZM229 143V142H228ZM238 143V142H237ZM241 143V142H240ZM250 143V142H249ZM248 143V144H249ZM261 143V142H260ZM264 143V142H263ZM3 144H5V143H3ZM42 144L43 145H45V146H42ZM51 144H52V142H51ZM50 144V146L51 147H47L48 149H50L49 151H53V150H55L53 147H52V145ZM58 144H61V141H59V143ZM121 144H119L118 146H120L121 147ZM232 144H233V142H232ZM246 143H243V145H245ZM252 144V143H251ZM9 145V144H8ZM54 145H56V147H60V146H57V144H55L54 143ZM104 145V144H103ZM113 145V144H112ZM230 145V144H229ZM229 145H227V147L229 146ZM234 145V144H233ZM250 145V144H249ZM22 146V145H21ZM105 146H110L109 144L108 145H106L105 144ZM246 146H248V145H246ZM245 146V147H246ZM255 146H257V145H255ZM2 147V146H1ZM7 147H10V146H7ZM6 147V148H7ZM31 147H34V146H31ZM36 147H37V145H36ZM140 147V148H139ZM231 147V146H230ZM236 147V146H235ZM245 147H243V148H245ZM260 147H261V145H260ZM5 148V147H4ZM4 148H2V149H4ZM6 148L4 149V150H6ZM47 148H45L46 149V152H48L47 151ZM96 148V149H95ZM106 148V147H105ZM109 148V147H108ZM112 148V147H111ZM247 148H249V146L247 147ZM264 148V147H263ZM9 149V148H8ZM7 149V150H8ZM41 148H39L38 149V151L40 150ZM44 149V148H43ZM43 149H41V150H43ZM115 149V148H114ZM229 149V148H228ZM251 149V148H250ZM256 149H257V147H256ZM256 149H254V150H256ZM258 149H260V148H258ZM3 150V151H4ZM9 150H11V148L9 149ZM34 150H36L37 151V149L35 148ZM40 150V153H43L42 151ZM58 151H59V149H57ZM119 150H121V152L119 151ZM238 150H240V148H238ZM247 150V149H246ZM1 152H2V150H0ZM32 151H33V149H32ZM44 151V150H43ZM89 151V152H88ZM126 151H127V153H126ZM145 151H149L148 153H143V152H145ZM231 151V150H230ZM229 151V152H230ZM249 151V150H248ZM248 151H246V153L248 154ZM251 151H253L252 149H251ZM262 151V150H261ZM0 152V153H1ZM7 152V151H6ZM5 152V153H6ZM19 152V151H18ZM24 152H25V150H24ZM23 152V153H24ZM35 152V151H34ZM54 152V151H53ZM61 152V151H60ZM123 152H125L124 154H125V156H124V154H122L121 155V153H123ZM200 152V151H199ZM236 152V151H235ZM240 152H241V150H240ZM239 152V153H240ZM244 152V151H243ZM256 152L257 153H259L258 152V150H256ZM4 153V152H3ZM4 153V154H5ZM15 153H16V151H15ZM31 153V152H30ZM29 153V154H30ZM232 153V152H231ZM242 153V152H241ZM4 154H2V156L0 155V159H1V162L3 161V162H6L7 163V161L6 160H3V159H5L6 157V159H8V156H6V155H4ZM27 154V153H26ZM26 154H24L25 156H27ZM34 153L32 152V155H33ZM48 154V153H47ZM54 153H52V155H53ZM56 156L58 157V156H60V155H62V154H60V153H58V152H56ZM58 154H60V155H58ZM253 154V153H252ZM256 154V153H255ZM255 154H253L254 156H255ZM261 154L262 153H260V156H261ZM264 154V153H263ZM262 154V155H263ZM16 155V154H15ZM18 155H20L19 153H18ZM23 155V154H22ZM21 155V156H22ZM31 155V156H32ZM43 155V157H44V154H42ZM49 155V154H48ZM55 155V154H54ZM90 155V156H91ZM119 155V154H118ZM193 155V154H192ZM192 155H190L189 153H185L184 155H183V157L184 158H186V160H187V163H190V164H192V162H193V159L195 158V157H197V156H192ZM199 155H201V154H199ZM230 155V154H229ZM233 155V154H232ZM6 156V157H5ZM20 156V158H22ZM39 158H40V156L41 155H37ZM55 156V157H56ZM99 156V155H98ZM98 156H97V158H98ZM234 156V155H233ZM240 156H243V155H240ZM247 156V155H246ZM251 156V155H250ZM254 156H253V158H254ZM256 156H258V154H256ZM14 157V156H13ZM19 157V156H18ZM33 157H34V155H33ZM42 156H41V158H43ZM201 157V156H200ZM199 157V158H200ZM228 157V156H227ZM244 157V156H243ZM259 157V156H258ZM257 157V158H258ZM28 158H29V156H28ZM91 158V157H90ZM108 158H110V157H108ZM231 157H229V159H230ZM235 158V157H234ZM251 158H252V156H251ZM11 159H12V157H11ZM16 159L17 158H15V161H16ZM33 159H35V158H33ZM140 159H144L145 160V162L143 163V161H141V162H138L137 160H140ZM244 158H242V159H240V161L242 162V160H243ZM247 159L250 161V159H249V156L247 157ZM261 159H262V157H261ZM25 160V159H24ZM31 160H32V158H31ZM36 160H37V158H36ZM36 160H35V163H36ZM42 159H40V161H41ZM196 160V159H195ZM235 160H236V158H235ZM245 160V159H244ZM9 161V163H7V165H10L9 167L6 165V163H1V169H4V167H6V170H8V168H9V173L11 172V170L13 169V171L15 172V170L16 169H18V168H15V167H13L12 166V168L10 169V167H11V165H13L12 164V162H13V159H12V162H11V160L9 159L8 160ZM19 161V160H18ZM17 161V162H18ZM27 161V160H26ZM39 161V160H38ZM38 161H37V163L36 164H38ZM196 161H198V160H196ZM255 160H253V162H254ZM264 161V160H263ZM31 162V161H30ZM44 161V159H43V163H42V161L41 162H39V163H42V164H40L41 166L43 165V164H46L47 162H45ZM201 162V161H200ZM199 161L197 162V164L198 163H200ZM239 162V161H238ZM256 162H257V160H256ZM20 163V165L22 166V165H24V163H22L21 164V162H18V164ZM202 163V162H201ZM201 163L198 165V166H200L201 165ZM247 163H249V162H247ZM250 163H252V162H250ZM258 163V162H257ZM259 163H261V162H259ZM259 163L257 164V165H259ZM14 164H15V162H14ZM25 164H28V161H27V163L25 162ZM33 164H34V162H33ZM54 164H55V166L57 165L58 166V168L59 167H62V166H59L58 165V161L56 160V161H54ZM186 164V163H185ZM237 164H239V163H237ZM262 165H263V163H261ZM112 165V166H111ZM203 165V164H202ZM235 165V164H234ZM15 166H16V164H15ZM34 166H36L35 164H34ZM41 166H39L38 165V167H40V168H42ZM44 166H46L47 167V165H44ZM111 166V167H110ZM238 166H240V164L238 165ZM246 166H248V165H245V167ZM255 166V165H254ZM261 166V165H260ZM22 167H24V166H22ZM33 167V166H32ZM45 167V168H46ZM74 167L75 166H73V165H69L68 164V168L69 169H74ZM183 167H184V165H183ZM231 167H232V165H231ZM237 167V166H236ZM241 167V166H240ZM240 167H238V169H240ZM257 167V166H256ZM20 168V167H19ZM27 168H29V167H27ZM40 168H39V171H44L45 172V174L47 173V172H49V171H45V170H40ZM44 168V169H45ZM56 169H58L57 167H55ZM197 168H199V167H197ZM248 168H250V167H247V169ZM23 169V168H22ZM21 169V170H22ZM114 169V170H113ZM256 170H257V168H255ZM255 169H254V171H255ZM19 170V169H18ZM30 170H31V168H30ZM37 172H38V169H37V166H36V169H35ZM112 170V171H111ZM115 170H117V171H115ZM127 170V171H126ZM162 170L163 171H166V174H165V176H166V181H167V184L166 185H168V187H166L165 186V188L163 187V186H159V187H156L155 185H153V183H151V181H150V177H154L155 175H156V173H161L162 172ZM253 170V169H252ZM251 170V172H253ZM8 171H7V173H8ZM25 171V172H26ZM32 171V170H31ZM101 173H100V172ZM108 171V172H107ZM109 171H111V172H109ZM113 171H114V175H115V177H113V178H110L111 180H113V181H111L109 178H108V173L109 174H111V173H113ZM243 171H245V170H243ZM250 171V170H249ZM13 172V173H14ZM24 172V171H23ZM34 172V171H33ZM32 172V173H33ZM41 172V173H42ZM106 172V173H105ZM122 172V173H121ZM237 172V171H236ZM247 172V171H246ZM257 172V171H256ZM2 173H5V172H3L2 171ZM8 173V174H9ZM12 173V175L14 176V174ZM19 173V172H18ZM22 173V172H21ZM39 173V172H38ZM96 173H99V174H96ZM130 173V172H129ZM128 173V174H129ZM188 173V172H187ZM241 173V172H240ZM240 173H239V176H240ZM24 174V173H23ZM48 174V173H47ZM117 174V175H116ZM244 174V173H243ZM2 175V174H1ZM7 175V174H6ZM16 175H17V173H16ZM19 175V174H18ZM20 175H22V174H20ZM25 175V176H26ZM42 175H44V174H41V176ZM95 175H98L97 177L95 176ZM249 175V174H248ZM253 175H254V173H253ZM256 175H258V174H255V177H256ZM9 176L10 175H8V178L7 179H9ZM12 176V177H13ZM23 176V175H22ZM21 176V177H22ZM26 176V177H27ZM45 177H46V175H44ZM131 176V175H130ZM250 176V175H249ZM260 178H262L263 176H262V174L261 175H258ZM11 176H10V178H12ZM15 177V176H14ZM13 177V178H14ZM18 177V176H17ZM38 177L39 178H41L39 175H38ZM99 177V178H98ZM110 177V176H109ZM118 177H119V175H118ZM129 177V176H128ZM139 177H141L140 179H139ZM215 177H217V176H215ZM241 177V176H240ZM244 177H246V175L244 176ZM253 177V176H252ZM255 177H254V179H255ZM3 178V177H2ZM12 178V179H13ZM25 178V177H24ZM122 178H123V175H122ZM134 178V179H133ZM242 179H243V177H241ZM246 178H248V177H246ZM250 178V180H251V177H249ZM11 179V180H12ZM18 179V178H17ZM21 179V178H20ZM124 179V178H123ZM127 179V178H126ZM220 179V178H219ZM242 179H240L239 178V180H241L242 181ZM11 180H6V178H5V181L6 182H8L9 184H11L10 183V181ZM25 180V179H24ZM27 180V181H28ZM38 180H40V179H38ZM94 180H98L95 184L93 183L94 182ZM115 180V181H114ZM216 180V179H215ZM257 179H255V181H256ZM258 180L260 181V179L258 178ZM262 180H264V179H262ZM0 181L1 182H4V180H1V177H0ZM14 181V180H13ZM22 181V180H21ZM31 181H30V183H31ZM111 181V182H110ZM120 181H121V179H120ZM123 181V180H122ZM130 181V180H129ZM131 181V182H132ZM137 181V180H136ZM247 181V180H246ZM249 181V180H248ZM255 181H254V183H255ZM113 182H116L115 184H117V185H113ZM130 182V183H131ZM216 183V181H214L213 180V183ZM251 182V181H250ZM249 182V183H250ZM262 182V181H261ZM264 182V181H263ZM23 183V182H22ZM49 183V182H48ZM112 185H111V184ZM213 183H210V185L211 184H213ZM251 183H253V181L251 182ZM253 183V184H254ZM5 183H3V185H4ZM120 184V185H121ZM132 184V183H131ZM152 186V187H150V185ZM219 185V182L218 183H216V185ZM256 184V183H255ZM258 184V183H257ZM0 185H1V183H0ZM8 185V184H7ZM31 185V186H32ZM149 186V187H146V186ZM9 186V185H8ZM32 186V187H33ZM99 186V187H98ZM132 186V188L134 187L133 185H131ZM170 186H171V188H170ZM248 186H250L251 187V184L250 185H248ZM247 186V187H248ZM257 186V185H256ZM256 186H253V187H255V189H257V193H258V188H260V186L258 187H256ZM2 187V186H1ZM5 187H7L6 186V184L4 185V188ZM42 187L40 188V189H42ZM163 187V188H162ZM173 187V188H172ZM214 187V186H213ZM219 187H220V185H219ZM250 187H248V188H250ZM253 187H251V189H248V190H252V188ZM3 188V187H2ZM2 188H1V190H2ZM8 188V187H7ZM31 188V187H30ZM29 188V189H30ZM124 188V187H123ZM188 189H190V190H188V192L187 193H185L184 191H187L186 190V187L184 188V187H180V188H176L177 190H176V192L178 193V191L180 190V189H185V190H182V192H181V190L179 191L180 193H182L181 195H179V196H181V198H180V200H182V202H181V204L180 203H177V204H175V205H179V206H177V207H179V208H181V209H177L176 207V210H171L170 209V207H169V205H171L170 204V202H169V200L166 198V200L169 202V205H168V203H167V205H168V207L166 206V208L164 209V208H162L161 206H163L162 204L160 205H158V203L157 204H155L156 202H157V199H158V201H160L161 199H160V197H161V194L159 195L158 194V192H157V194L160 196V197H155V198H157L156 200H155V203H153V204H150L149 205V203L150 202H148V200H150V199H152L153 200V198H148L147 199V202H148V206L150 207L151 205H152V210L153 211H157V214L159 215L158 216V218L159 217H162L161 215H163V214H165L166 213V216H167V218H165L164 216V221L166 222L165 224H164V221L162 222L163 223V225H164V228L162 229V228H160V226L161 227H163L162 226V224H159L158 223V221H160V218H159V220H158V218H157V223H156V227H155V225H154V230H152V232H154L153 234H152V236L150 235V233H149V237H151V239H155V237H153V236H156V238L158 237L159 238V235L161 234L162 235V233H163V238H165V239H167V243H166V245H167V250H168V252H167V255H168V257H166L167 259L169 258V256H171V260L170 259H168V261L166 260L165 262V264H170V263H174V262H176L177 263V261L175 260L174 262H173V257L175 258V256H176V254L179 252V251H177V250H179V249H182L183 248V250H180L181 252H179L177 255H179V254H181V257H178V260H179V263L180 264H192L191 262L194 260V261H196V262H194V263H198L197 261H200V262H202L200 259L202 258H199V260H198V257H196L197 255H195V254H199V255H201V256H205L204 258H206V260L208 259L209 261L211 260V262H212V264L214 263V264H264V211L262 212L261 211V209H260V206H261V208L263 207L261 204H263V200L264 199H262V202H260L259 204H258V202L260 201V199H259V201L257 202V200H255L254 202H257V206H259V211L258 212H255L254 214L252 213L251 215L250 214H248L250 211H248V213L246 212V214L244 215L245 216V218H244V221H245V224H243V226L245 227H243L242 226V224H241V226H242V231L241 230H239L240 231V233L242 232V237H241V239H242V241L240 240V242H237V241H235V235H233L232 237H231V240L229 239V235H228V230H229V228L228 227H219V228H211L210 226V224H212V223H207V224H209L210 226H209V228H208V225L206 224V223H204L205 225H202L203 224V222H205L206 220H205V218L208 220V215L211 217V214L213 215V213H209V210H211V207H212V205L215 203L216 204V202H214L213 201V192H212V189H210V188H208V187H193L192 189H191V187H187ZM216 188V187H215ZM261 188H262V186H261ZM34 189V188H33ZM73 189V190H74ZM120 189V188H119ZM122 189V188H121ZM179 189V190H178ZM218 189H221V188H217V189H215V190H218ZM254 189V188H253ZM7 190V189H6ZM8 190H11V188L10 189H8ZM13 190V189H12ZM11 190V192H13ZM93 191L94 193H92L91 191ZM97 190V191H96ZM103 190H104V192H103ZM144 190H146V191H144ZM150 190V191H149ZM169 190V191H168ZM214 190V189H213ZM214 190V191H215ZM247 190V191H248ZM2 191H4V190H2ZM37 191H35V192H37ZM118 191V192H117ZM190 191V192H189ZM8 192V191H7ZM11 192L9 191V193H10V195H11ZM31 192V191H30ZM32 192H33V190H32ZM131 192V191H130ZM167 192V193H166ZM173 192V191H172ZM183 192H184V195H183ZM261 193H262V190L260 191ZM259 192V193H260ZM34 193V192H33ZM82 193V197H85L86 196V198H83V201L82 202H80L79 203V201H81V200H79L81 197L79 196L80 194ZM126 193H127V191H126ZM134 193H136V192H134ZM140 194H141V192H139ZM139 193H137L136 195H138ZM143 193H142V196H143ZM145 193V194H146ZM248 193L250 194V193H252V198H253V193H256L255 192V190L254 191H248ZM263 193H264V189H263ZM3 194V193H2ZM8 194V193H7ZM39 194V196H43L42 198L43 199H41L39 196H37ZM41 194V195H40ZM64 194V195H65ZM90 194V195H89ZM144 194V195H145ZM146 194V195H147ZM164 194V193H163ZM239 194H241V193H238L237 195L239 196ZM9 195V194H8ZM10 195H9V201L10 200H12V198H13V196H15L16 195V193L12 196L11 195V199H10ZM84 195V196H83ZM87 195H89V197L87 196ZM99 195V196H100ZM145 195V197L147 198V196ZM153 195V194H152ZM172 195V194H171ZM176 194H174V196H175ZM183 195V196H182ZM251 195V194H250ZM261 196H262V194H260ZM264 195V194H263ZM27 196V195H26ZM25 196V197H26ZM33 196V195H32ZM32 196H31V199L33 200V198H32ZM37 196V197H36ZM75 196V197H74ZM77 196H79V198H78V200H77ZM94 196V195H93ZM98 196V195H97ZM103 196V195H102ZM141 196V195H140ZM139 196V197H140ZM142 196L140 197V199H139V201H138V198H137V201L138 202H140V200H141V198H142ZM154 196H155V194H154ZM174 196H173V198H174ZM190 196H191V199H193L192 201H191V203L190 202H188L187 200L188 199H190ZM241 196H243L242 194H241ZM240 196V197H241ZM255 196V195H254ZM0 197H1V195H0ZM7 197V196H6ZM16 197V196H15ZM52 197H53V199H52ZM95 197V196H94ZM169 197H170V195H169ZM178 197V196H177ZM176 197V200L178 199ZM256 197H259L258 195L256 196ZM71 198H69V200L71 199ZM75 198H76V200H75ZM89 198V199H88ZM104 198L106 199V197H101V199H103L104 200ZM163 198H164V195H163ZM162 198V199H163ZM221 198H225V197H221ZM243 198V197H242ZM260 198V197H259ZM5 199V198H4ZM15 199L16 198H14L13 199V201H11V202H14L15 201ZM30 199V200H31ZM50 199V200H49ZM55 199V200H54ZM84 199H86V200H84ZM95 199H96V197H95ZM94 199V200H95ZM98 199H99V197H98ZM108 199V198H107ZM132 199V198H131ZM135 199V198H134ZM143 199V198H142ZM234 199H236L237 200V198H234ZM6 200V199H5ZM21 200V199H20ZM20 200H18V201H20ZM29 200V199H28ZM31 200V201H32ZM44 200H46V199H44ZM62 200H64V201H62ZM76 201V202H74V201ZM109 200V199H108ZM120 200V201H119ZM122 200L124 201V202H122ZM225 200V199H224ZM223 200V201H224ZM243 200V199H242ZM242 200H241V202H242ZM0 201H1V199H0ZM4 201V200H3ZM7 201V200H6ZM16 201H17V199H16ZM17 201V202H18ZM31 201H30V203H31ZM37 201H35L34 203L36 204V202ZM52 201V202H53ZM91 201V200H90ZM99 201H101V200H99ZM115 201V202H114ZM118 201V202H117ZM133 201V200H132ZM136 201V200H135ZM136 201V202H137ZM142 201V200H141ZM145 200H143V202H144ZM154 201V200H153ZM216 201H218V199L216 200ZM222 201V202H223ZM253 201V200H252ZM10 202V203H11ZM17 202H15L14 204H12V205H16V203ZM25 202V201H24ZM33 202V201H32ZM56 202H57V204H56ZM97 202V201H96ZM95 202V203H96ZM103 202V201H102ZM121 202V203H120ZM127 202V201H126ZM135 202V203H136ZM137 202V203H138ZM142 202V203H143ZM188 202V203H187ZM219 202H220V200H219ZM222 202H220V203H218L219 204V206L218 207H220L221 208V206L223 205V204H225V203H223V204H221ZM253 202V203H254ZM33 203V204H34ZM64 203V204H63ZM67 203V204H66ZM91 203H93V204H95L94 202H93V200H92V202ZM101 203V202H100ZM100 203H96V204H100ZM108 203V202H107ZM106 203V204H107ZM134 203V204H135ZM146 203V202H145ZM152 203V202H151ZM163 203H165V202H163ZM174 203H176V202H174ZM173 203V204H174ZM252 203V204H253ZM38 204V203H37ZM66 204V205H65ZM76 204V205H77ZM90 204V203H89ZM92 204V205H93ZM95 204V205H96ZM101 204H104V202L103 203H101ZM110 204V203H109ZM115 204V205H114ZM166 204V203H165ZM217 204V205H218ZM220 204H221V206H220ZM227 204V203H226ZM241 204H243V202L241 203ZM249 204V203H248ZM248 204H246L247 205V207H248ZM254 204H256V203H254ZM0 205H2V204H0ZM19 205H22V202H21V204H19ZM56 205V206H55ZM124 205V204H123ZM123 205L120 207L121 209H122V207H123ZM137 205H139V204H137ZM136 205V206H137ZM144 204H141V206H140V209H141V207L143 206ZM146 205H147V203H146ZM264 205V204H263ZM6 206V205H5ZM56 208H55V207ZM98 206V205H97ZM112 206V205H111ZM117 206V205H116ZM125 206V205H124ZM131 205H129L128 207H130ZM155 206V207H154ZM157 206V207H156ZM165 206V205H164ZM163 206V207H164ZM216 206V205H215ZM241 206V205H240ZM251 206H253V205H251ZM250 206V207H251ZM254 206H256V205H254ZM1 207H3V206H1ZM25 207V206H24ZM86 207V206H85ZM103 207V206H102ZM106 207H107V205H106ZM105 207V208H106ZM113 207H112V209H111V207H110V210H112V212L110 211V213H109V210H108V208H106L107 210V216H113L112 218H111V220L110 221H114V222H116V220L114 219V216L116 215V212H114L116 209H113ZM133 206H131L130 207V209L132 208ZM147 207V206H146ZM158 207H160V208H158ZM171 207H172V205H171ZM207 207H209L208 208V213L206 214V212H207ZM228 207V206H227ZM250 207L248 208V209H250ZM50 208H48V210L50 209ZM90 208V209H89ZM119 208V207H118ZM135 208H137V207H135ZM219 208V210H221ZM225 209H227L226 207H224ZM224 208H222V209H224ZM242 208H243V205H242ZM1 209V208H0ZM62 209V210H61ZM87 209V208H86ZM124 209V208H123ZM130 209H128V211L130 212L131 210ZM144 209V208H143ZM142 209V210H143ZM149 209V208H148ZM147 209V210H148ZM173 209V208H172ZM216 209V208H215ZM224 209V210H225ZM243 209H246V208H243ZM243 209H242V211H243ZM258 209H256V211L258 210ZM264 209V208H263ZM262 209V210H263ZM2 210H4V211H6L5 210V208L3 209L2 208ZM1 210V211H2ZM63 210H66L65 211V215H64V211ZM120 210V209H119ZM125 210L126 209H124V211L122 212V213H124L125 212ZM134 210V209H133ZM139 210V209H138ZM142 210H139V211H142ZM145 210V209H144ZM164 210V211H163ZM85 211V210H84ZM127 211V210H126ZM152 211V212H153ZM211 211H214V210H211ZM210 211V212H211ZM241 211V212H242ZM46 212V213H47ZM79 212H83V211H79ZM128 212V213H129ZM133 212V211H132ZM137 212V211H136ZM151 211H150V213H152ZM223 212V211H222ZM241 212H239V214L241 213ZM1 213V212H0ZM86 213V212H85ZM88 213H86V214H88ZM121 213V214H122ZM125 213H127V212H125ZM134 213V212H133ZM133 213H131V214H133ZM144 213V212H143ZM149 213V214H150ZM40 214H42V212H40ZM48 214V213H47ZM113 214V215H112ZM120 214V213H119ZM130 214V215H131ZM142 214V213H141ZM157 214H155V215H157ZM215 214V213H214ZM221 214V213H220ZM228 214V213H227ZM2 214H0V216H1ZM43 215V214H42ZM124 215V214H123ZM127 215V214H126ZM216 215H218V214H216ZM215 215V216H216ZM243 215V214H242ZM105 216V215H104ZM128 216V215H127ZM126 216V217H127ZM134 216V215H133ZM138 216V215H137ZM136 216V218H138ZM142 216V215H141ZM152 216V215H151ZM153 216H154V214H153ZM207 216V217H206ZM215 216H212L213 217V219L211 220V221H213L214 219H216V218H214ZM3 217V216H2ZM30 216L28 215V218H29ZM99 217V218H100ZM117 218H120V217H118V216H116ZM121 217H122V215H121ZM132 217V216H131ZM140 217V216H139ZM175 217H177V218H175ZM217 217V216H216ZM219 217H221V216H218L217 218L218 219H220ZM6 218H8V217H6ZM27 218V220L29 221V219ZM84 218H86V220H84ZM123 218V217H122ZM129 218V220H128V222H127V219H125V217H124V219L126 220V222H125V220H124V222H125V224L127 223V225H128V228H129V230L128 231H130L129 233H127V232H124V233H127V236L126 235H124V238L125 239H131V237H132V239H134V242L137 240V238H135L136 236H138V239H140L141 238V236H142V232L144 231V227L145 226H143V228H142V232H141V236H140V238H139V235H140V233L139 234H137L136 236H135V234L133 233H131V231H133L132 230V227L133 226H135V224H136V222H134V221H130V217H128ZM135 218V217H134ZM147 218H148V216H147ZM151 218V217H150ZM175 218V219H174ZM225 218V217H224ZM243 218V217H242ZM53 219V220H52ZM112 219H114V220H112ZM132 219H133V217H132ZM140 219H142V218H140ZM146 219V218H145ZM155 219H156V217L154 216V221H155ZM166 219H168L167 221H166ZM176 219H178V220H176ZM1 220V219H0ZM5 220V219H4ZM24 221L26 220V219H23ZM119 220V219H118ZM134 220V219H133ZM144 220V219H143ZM148 220V219H147ZM6 221V220H5ZM10 221H11V219H10ZM48 221V222H49ZM101 221V220H100ZM110 221H107L108 223L110 222ZM153 221V220H152ZM174 221H176V222H174ZM177 221H178V224H177ZM219 221V220H218ZM217 221V222H218ZM243 221V220H242ZM241 221V222H242ZM12 222H15V221H12ZM20 222H22V221H20ZM31 222V221H30ZM52 222H54L53 224H52ZM90 222V221H89ZM98 220L97 221H93V222H90V227H92L91 229H93L95 226H100L101 227V225H103V224H100V222H99V225H98ZM107 222H106V224H107ZM123 222V221H122ZM133 223V226H132V223ZM138 222H139V220H138ZM140 222H141V220H140ZM161 222V221H160ZM207 222H210V219L207 221ZM216 222V223H217ZM26 223V222H25ZM24 223V224H25ZM32 223V222H31ZM96 223H97V225H96ZM103 223V222H102ZM119 223H121V221L119 222ZM118 223V224H119ZM130 223H131V228L129 227L130 226ZM135 223V224H134ZM144 224H145V222H143ZM147 223V225H148V222H146ZM177 225H176V224ZM202 223V224H201ZM213 223H214V221H213ZM215 223V224H216ZM18 224H19V222H18ZM55 224V225H54ZM82 224V223H81ZM105 224V225H106ZM109 224H111V223H109ZM116 224H117V222H116ZM123 224V223H122ZM140 223H138L137 224V226L139 225ZM153 224V223H152ZM150 225V228L152 229L153 228V225ZM5 225V226H4ZM19 225H21V224H19ZM44 225H46V224H44ZM73 225H75V226H77L78 227V229H75V227H73L72 228V226ZM86 225V224H85ZM127 225H120V227L122 228L123 226H127ZM141 225H142V223H141ZM214 224H212V226H213ZM6 226H7V228H6ZM24 226L26 227V228H24ZM31 226V225H30ZM29 226V227H30ZM42 226L40 225L39 227L40 228H42ZM51 226L53 227V229H51ZM104 226V225H103ZM152 226V227H151ZM178 226V227H177ZM215 226V225H214ZM217 226V225H216ZM23 227V228H22ZM47 227V226H46ZM89 227V228H90ZM116 226H114V228H115ZM142 227V226H141ZM239 227V226H238ZM237 227V228H238ZM9 228V229H8ZM36 228V227H35ZM40 228H38V230L37 231H43L42 229H40ZM55 228V229H54ZM98 228V227H97ZM102 228V227H101ZM108 228V227H107ZM111 228V227H110ZM113 228V227H112ZM117 228H119V226H117ZM125 228V227H124ZM139 228V227H138ZM147 228H149V227H147ZM240 228V227H239ZM30 229H32L33 230V227L32 228H30ZM37 229V228H36ZM46 229V230H45ZM140 229V228H139ZM159 229H162V233L160 232V230ZM236 229V228H235ZM11 230V231H10ZM95 230H97L96 228H95ZM99 230V229H98ZM104 230H107L106 229V227L104 228ZM115 230V229H114ZM123 230V229H122ZM135 230L137 231V229L135 228ZM146 230H148V231H151L150 229H146ZM146 230L143 232V235L144 234H146L147 232H146ZM159 230V231H158ZM163 230H165V231H163ZM244 230V231H243ZM10 232V233H7V232ZM17 231H18V233H17ZM124 231V230H123ZM123 231H122V233H123ZM135 231V233H138V232H136ZM238 231V230H237ZM14 232V233H13ZM16 232V233H15ZM32 232V231H31ZM46 232L44 233V235L46 234ZM51 232V231H50ZM81 233V235H83V236H81L80 235V233ZM90 233H95V231H92L91 232V230L89 231ZM97 232V231H96ZM100 232H101V230H100ZM102 232H103V230H102ZM107 232V231H106ZM108 232H111V230H109ZM118 232V231H117ZM134 232V231H133ZM146 232V233H145ZM42 233V232H41ZM87 234V236L89 235V236H91V234ZM93 233V235H95ZM98 233L99 232H97V235H98ZM156 233V235H154ZM160 233V234H159ZM240 233H239V235H240ZM15 234V235H14ZM26 234H28V232H26ZM99 234H101V233H99ZM113 234V233H112ZM119 234V233H118ZM159 234V235H158ZM21 235H24V234H21ZM43 235V236H44ZM109 235H111L110 233H109ZM133 235V236H132ZM146 235H148V234H146ZM145 235V236H146ZM160 235V236H161ZM238 235V234H237ZM238 235V236H239ZM53 236V237H52ZM63 236V237H62ZM100 235H98V237H99ZM101 236H105V235H101ZM107 236V235H106ZM115 237H116V235H114ZM126 236V237H125ZM22 237V236H21ZM83 237V238H84ZM97 237V236H96ZM153 237V238H152ZM56 240H55V239ZM87 238V237H86ZM92 238H95V237H92ZM117 238V237H116ZM143 238V237H142ZM146 238H148L147 236H146ZM157 238V239H158ZM161 238V237H160ZM163 238H161V239H163ZM53 239L55 240V241H53ZM63 239V240H64ZM91 238L89 237V240H90ZM105 238L103 237V240H104ZM131 239V240H132ZM145 238H143V240H144ZM153 239V241L151 240V242H154L155 240H157V239H155L154 240ZM164 239V240H165ZM88 240V239H87ZM112 240H113V237H112ZM124 240V239H123ZM140 240H142V239H140ZM60 241V243H59V245L60 244H62V245H60V246H65L66 247V245H70V244H66L65 242H61ZM92 241H94V239L93 240H91V241H89V243H91L92 244ZM100 241H101V239H100ZM106 241H107V239H106ZM109 241H111V240H109ZM146 241H149L148 242V244L147 243H145V246H143L142 247V250L140 249L141 247H139L140 245H136L137 244V241L135 242L136 244V246H135V248L136 247H138V250H141V251H138L137 249H136V251H135V249H134V247L132 246V245H134V243H133V240L132 241H124V246H122L121 248H120V250L118 251V253H117V255L115 256V258H111L112 260H109V258L107 257V259H101L103 256H101V258H100V260H99V258H98V262H100L99 264H136V261H137V258H139L142 254H144L143 256H141V257H145V259L144 258H142L143 260H141V262H139V260H140V258L138 259V262L139 263H143V262H145V264H146V262L147 261H151L153 258H154V255L155 254H153V252L151 253V251H153V249H151V247H152V244H155V242L156 243H158L157 241H155L154 243H151L150 245H149V243H150V240L149 239H147ZM209 241H211V242H214L213 243V245L211 246V245H208L209 243ZM261 241V243H263V244H260V245H258V242H260ZM104 242V241H103ZM129 242H131L130 244H129ZM140 242V241H139ZM102 243V242H101ZM140 243H142V242H140ZM39 244H41V246H38ZM76 244H78V243H76ZM75 244V245H76ZM88 244V243H87ZM128 244H129V246H128ZM132 244V245H131ZM159 244V243H158ZM59 245H58V247H59ZM79 245V247L81 246V249H82V245H81V243L80 244H78ZM85 245V244H84ZM103 245H104V243H103ZM143 245V244H142ZM157 244H155V246H156ZM92 246V247H91ZM132 246V248L134 249H132V250H130L129 249V247H131ZM150 248H149V247ZM158 246L160 247V245H157L155 248H158ZM195 246V247H194ZM209 246H211V247H209ZM13 247V248H12ZM18 247V248H17ZM64 247V248H65ZM76 246H74V248H75ZM144 247L146 248V249H144ZM187 247V248H186ZM188 247H191V249L194 247V250L192 249V251H189L188 252V250L187 249H189ZM9 248V247H8ZM49 248V249H48ZM60 248H62V247H60ZM96 248V249H95ZM115 248V247H114ZM149 248V249H148ZM161 248V247H160ZM178 248V249H177ZM186 248V250L184 251V249ZM195 248L197 249V248H199L198 249V251L197 250H195ZM12 249V250H11ZM53 249V250H52ZM116 249V248H115ZM151 249V250H150ZM190 249V250H191ZM54 250H58V251H54ZM59 250L62 252V254L61 255H58V254H60L59 253ZM98 250L96 251V253H95V251H93V255L91 254L90 256H92L91 258H93V257H95V256H99V255H96V254H98ZM144 250V251H143ZM147 250H148V252H147ZM149 250H150V252H149ZM161 250V249H160ZM163 250H165V249H162V251ZM115 251V250H114ZM183 251V252H182ZM196 251V252H195ZM64 252V253H63ZM142 254H141V253ZM191 252H194V253H191ZM85 253V252H84ZM103 254H104V252H102ZM101 253V254H102ZM155 253H156V251H155ZM160 253H161V251H160ZM160 253H158V257H159V254ZM83 254V255H82ZM94 254H95V256H94ZM141 254V255H140ZM148 255V257H147V255ZM152 256H151V255ZM157 254V253H156ZM163 254H165V251H164V253ZM192 254H194L193 256V259H192V261L191 262H187V263H185L186 262V260H187V258H188V255H192ZM59 256V257H57V258H55V256ZM75 255V256H74ZM106 255V254H105ZM54 256V257H53ZM67 256V257H66ZM107 256H109V254L107 255ZM156 256V255H155ZM180 256V255H179ZM182 256L184 257L183 259V261L182 262H180L181 261V259H179V258H182ZM84 257V256H83ZM82 257V258H83ZM104 257H106V256H104ZM112 257V256H111ZM152 257V258H151ZM157 257V258H158ZM161 257H163V256H160V258ZM86 258V257H85ZM84 258V259H85ZM90 258V259H91ZM148 258H150L151 260H147ZM191 258V257H190ZM189 258V259H190ZM194 258H196V259H194ZM95 259V258H94ZM156 259V258H155ZM176 259V258H175ZM186 259V260H185ZM189 259H188V261H189ZM147 260V261H146ZM157 260V259H156ZM156 260H152V261H156ZM202 260H203V258H202ZM205 260V259H204ZM205 260V261H206ZM207 260V261H208ZM81 261H83L84 262V260L82 259ZM151 261V262H152ZM158 261V260H157ZM160 261V260H159ZM78 262H80V263H78ZM88 262V261H87ZM199 262V264H202V263H200ZM204 262V261H203ZM91 263V262H90ZM138 263V264H139ZM149 263V262H148ZM147 263V264H148ZM160 263V262H159ZM176 263H174V264H176ZM210 263V262H209ZM84 264V263H83ZM88 264V263H87ZM96 264H98V263H96ZM151 264V263H150ZM153 264H155V263H153ZM156 264H158V263H156ZM208 264V263H207Z\"/></svg>","mask_w":264,"mask_h":264},{"label":"built area","instance_id":"obj_3","mask_svg":"<svg viewBox=\"0 0 264 264\" xmlns=\"http://www.w3.org/2000/svg\"><path fill=\"white\" fill-rule=\"evenodd\" d=\"M236 3H237L236 0H230V1H229V4H230L231 6H234ZM159 81H160L159 84H162V83H163L161 80H159ZM143 104H144V103H143Z\"/></svg>","mask_w":264,"mask_h":264}]
</instances>
